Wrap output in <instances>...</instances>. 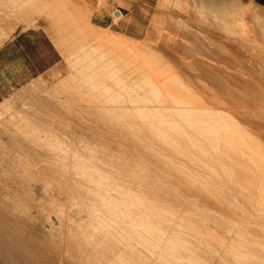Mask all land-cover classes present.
Returning a JSON list of instances; mask_svg holds the SVG:
<instances>
[{"label":"rangeland","instance_id":"1","mask_svg":"<svg viewBox=\"0 0 264 264\" xmlns=\"http://www.w3.org/2000/svg\"><path fill=\"white\" fill-rule=\"evenodd\" d=\"M22 1H23V4L20 3ZM25 1L24 0H17V2L14 3L15 0H9V1L0 0V9H1L0 10V17L3 16L2 18H0V48L1 49H3V48L9 49L10 48L12 56H13L12 60H15V59H17V58H14V56H16V53L23 55L24 50H26V48H29V46H28L29 44L32 45V43L40 42V43H42L41 52L46 53V55H47V64L46 65L42 64L39 71L33 72L32 77L27 82H23L18 87L16 86V87H13L12 89H8V88L3 89L2 85H5V83L0 82V264H238V263H240V256H241L243 264H246V262L247 261L249 262L250 260H252V262L251 261L249 263L247 262L248 264H250V263L252 264L253 262H254L253 264H255V263L257 264L258 263L257 259H252V258H256V256L259 259V262L264 263V262H262L264 260H262V261L260 260V259H264V255L261 254V253H264V246H261L262 244H264V238H262L264 236H261V235H264V234H261L262 231H264V223H262V222H264V218H262V217H264V216H262L264 214H262V213L260 214L258 212H257L258 213L257 214L255 209L254 210L251 209L254 206L253 205H252L253 207L250 206L251 205L250 201H249V203H247L248 201L245 202V200H248V198H247L249 195V194H247L248 191L246 190L247 191V193H246L245 191L240 190L243 187L242 188L238 187L240 191L237 189V186H235V188H234L233 187L234 182L231 181V178L227 177L228 179H226V175L223 174L224 171L221 169V165L218 162H216L215 160L209 161L208 166H211V169H209L210 167H208V166H207V168H208L207 169L206 165L202 166L204 164L203 161L198 162V158L201 155V149L198 150L197 149L198 147L193 146V144H191L193 141L192 138H189V140H188V135L189 134H196L195 131L185 130V132H182V131H180V129L170 130L168 133L171 134L173 136V138H177L179 141L178 146H172L169 144L170 143L169 139H166V138L161 139V137H159V136L156 137L155 134H153L152 130H150L152 126H159L157 123H155V121L156 120L158 121V119L164 120L166 123L165 126H167V127L170 125L176 126L178 124V126H184V129H186L187 126L185 124H183L184 122L182 123L183 118L188 119L189 117H192V116L193 117L195 116V118H197V116H199V115H200L199 118H201L202 115L204 117V113H206L205 114L206 116H209V115H207L208 114L207 110L206 111L204 110L202 114H195V115L192 114V116H190L191 113L187 114V115L184 114L185 116L184 115L182 116L180 114H177V115L172 114V116H171V115H168L166 113H163V115H161V118H160V115L157 114V117H155L156 120H154L155 118H152V117L156 116V113H155V115H154V113H149V114L148 113L147 114L140 113L139 114L140 116L139 115L136 116L133 113H130V114L129 113L128 114L123 113V115H122V111L118 108H115L116 109L115 111H112V110L109 111V113H106V112H108V110L106 108H104L107 105L110 106V104L111 105L114 104L113 106L117 105V103L119 104L120 101L122 100V99H120L121 97L124 98L125 103L129 104L128 103L129 98L127 95L128 93L132 94L134 92L135 93L138 92L137 94H141L142 92L140 93L139 91H144L146 93L145 95H148V94L151 95L153 90L150 88H152V86H151V84L149 85V82L146 80V76H143L142 73H146L147 76L151 77L152 79H158V76H159V78H166L165 81H167V78L169 80H175L176 81V79H177L176 76L179 77V75H180V77H182V76L183 77L186 76V78L189 77V78H187L188 80L185 79L186 81H189V82H185L184 80H182L185 78L184 77L181 79V82L178 80L176 82L177 84L176 83L174 84L173 81L172 82L170 81L171 83L167 81V83L168 84L170 83L171 85H172V83L174 85H178V88L180 89L179 91L180 92L184 91L186 93H189V90L191 87L188 86V90L186 91V88L184 87V85L186 83H189L192 85V88L190 91L194 92L195 94H199V92L203 91L202 93H200L202 95L199 94L200 95L199 97L197 95L198 99H200V97L202 98V96L204 97L206 95V92H208V93L210 92V96L208 99H210L211 96L214 98V95L217 93L216 92L217 89H215L211 86V84L209 83L210 80H207V79L202 80L205 77L202 74H200V71H199V69L202 66L203 67L205 66L204 69H207V67H208L207 70L212 69L216 76L220 75L219 77H221V76L223 77L226 73L225 71L234 72L237 70L236 74L233 73V74H235L234 77H236V78L239 77L238 74H241V73H242V75L247 74V75H245V78H244V76H242L243 80L245 82H243V80H241L242 77L238 78V82H240L239 79L241 80V82L243 84L247 83L246 81H248V83L245 84V87L247 89H248V87L251 89L252 85H253V88L255 89V91L259 90V88H260L259 93L262 94V92H264V81H262V80H264V75H262V73H264V72H262V69H264V66L261 67V65H264V58H262V56H264V55L261 56V53L264 54V46H262V45H264V43H262V42H264V41H262L264 39L261 40V38H264V36H262V35H264V0H234L235 6H233L234 10H232V11L231 10H225L224 11V10L213 9L211 7H208L204 0H175V2H174V0H42V1L40 0L41 3L39 2V0L37 3H36L37 0H34V1L33 0L32 1L27 0V2L29 1L31 4L29 2L27 4H25L26 3ZM46 1H47V3H46ZM81 1H82V3H81ZM228 1H230V0H228ZM33 2H35V4ZM42 2H45V3H42ZM7 3L11 4V5L8 7ZM18 4H20V5H18ZM24 4H25V7H24ZM6 5H7V7H6ZM2 6L5 8L3 9ZM14 6L22 7V8L17 9V7H16V11H15L13 9V8H15ZM23 8H24V10H23ZM99 8L102 9V12L106 15L103 14L104 15L103 17L99 18V16H97V18H95L93 16L94 12H96ZM10 11H11V14H10ZM13 11L15 13H13ZM115 11L117 13H114ZM21 12H22V14H21ZM8 13H9V15H8ZM18 14H20V15H18ZM113 14L114 15L116 14V15L114 16ZM232 14L237 15L236 18H234V21L232 20L233 18L231 17ZM174 17H175V19H174ZM196 20H197V22H196ZM200 21L203 24H201ZM4 22H6V23H4ZM110 23H112L111 27H108V24H110ZM190 30H191V32H190ZM163 31H166L168 34L166 32H164V37L162 38L161 33L163 34ZM183 31H185V32L183 33ZM172 32L176 35L175 37H173V34H170ZM177 32L180 33V35H177L178 34ZM219 32H221L222 34ZM186 33H188V34H186ZM193 34H195V35H193ZM192 35H193V37H192ZM259 35L261 38H259ZM177 36L179 39L177 38ZM194 36H195V38L196 37L197 38L195 39ZM172 38H173V40H172ZM189 38H192V39H189ZM198 38H199V40H197ZM166 39H168L173 44L174 48H173L172 54L174 53V51L177 55L180 54L179 51L177 50V47L174 46L175 44H176V46L179 45L178 49H180V50H181L180 47H182L181 45H183V47H182L183 51L181 50L182 52H184V48L186 47L185 51L188 49H189L188 51H191V49H192V51H194L195 53L194 54L192 53L191 56H188L187 58L186 57L184 58L181 55H180V57L177 55H174L175 56L174 59L173 58H171L172 60L170 58L167 59V60L170 59V61H168V64H167V60L165 58H164L165 60L163 58H161V55L162 56H163V54L165 55V53L162 54V50H164L165 48L167 49V46H165V45L166 44L169 45V43H170V42L166 43V41H168ZM187 40L188 41L193 40V43L195 42L194 45H193L192 41L191 42L189 41L190 42L189 43ZM205 41H207V42H205ZM174 42H176V43H174ZM183 42H185V44H183ZM232 42H233V44H232ZM186 43H189V44H186ZM157 44L159 46H162V47H159ZM172 44L169 45L170 47L169 46L168 47L171 48ZM196 44H198V45H196ZM220 44L222 46L218 47V46H220ZM9 45H11V46H9ZM26 45H27V47H26ZM150 45L154 46V49L156 46L158 48H160L159 51L161 50V52H160L161 55L157 52H153V51L158 50L157 47L155 50L148 48ZM185 45H187V46H185ZM193 46H195L194 47L195 49L193 48ZM206 46H208V47H206ZM142 47L143 48L147 47L148 49L145 48L143 50ZM187 47H189V48H187ZM162 48H164V49H162ZM203 48H205L204 49L205 51L203 50ZM171 49H170V51H171ZM220 49H222V50H220ZM198 50L200 51V53ZM250 50H252V51H250ZM176 51H178V52H176ZM207 51L209 53H207ZM255 51H256V53H255ZM143 52H144V54L145 53L147 54L148 58L146 57V55H143L141 57V54H143ZM148 52L149 53L153 52L155 55H157L156 56L157 61H155V59L153 58V57H155L153 55V53H151L153 55V57H152L151 54H149ZM201 52H203V53H201ZM196 53L197 54L199 53V54L197 55ZM205 53H207L206 54L207 56L205 55ZM220 53H223V54H220ZM33 54H35V52ZM33 54H31L32 57H33ZM158 54L160 55L159 58H157ZM208 55L210 56V58L208 57ZM144 56H145V58H144ZM214 56H216L217 58ZM228 56H229V58H228ZM172 57H173V55H172ZM201 57H202V59H201ZM250 57H252V58H250ZM146 58L148 59L149 62H151V64H148V61H146L147 60ZM160 58H161V62L158 61V59H160ZM179 58L182 59L181 62L184 63V64L182 63L181 65H179V67L180 66L182 67V71L184 72V74L181 72V70H179V69H181V67L178 68V66H176V65L181 63ZM208 58H209V60H208ZM224 58H225L226 62H228L229 64L231 63V66L228 68L230 70L231 69H233V70L230 71V70L226 69L227 66L225 65ZM176 59L180 63H178ZM203 59L205 60V62ZM229 59H231V60H229ZM215 60H216V62H215ZM246 60H247V62L245 63ZM18 61H20V59ZM197 61H199V62H197ZM206 61L208 64H206ZM219 61H220V63L224 62V64L222 63L224 65V67L219 63ZM249 61H250V63H248ZM169 62H171V63H169ZM202 62H204V64ZM257 62H259L258 64L260 66H257V64H256ZM161 63H162V65H161ZM217 63L220 64V66H222V68H220V66H218ZM251 63H253V64H251ZM145 64H148V65H145ZM196 64H198V65H196ZM208 65H210V68ZM253 65H255V66H253ZM162 66H165V67L168 66V67L165 68ZM212 66H213V68H212ZM232 66H234V67L239 66V67L233 68ZM251 66H252V68H255V69H252ZM147 67L149 68V70H147L148 69ZM174 67H176V68H174ZM164 68L165 69L168 68L170 70L169 72H167L168 70L167 71L165 70L166 75H164V73H163ZM214 68H217V69H214ZM260 68H262V69H260ZM120 69H124V70L122 71ZM222 69L223 70L225 69V71L223 72ZM175 70L177 72L182 73L183 75L178 74V73L176 74ZM212 70H211V72H212ZM255 70H257V72ZM171 71H172V73L173 72L175 73V74H173V76L174 75H176V76H174V77L170 76V75H172ZM215 71L216 72L218 71V73L220 72V74L216 73ZM221 71L223 72L224 75H222ZM240 71H241V73H238ZM127 72H129V73L131 72L130 75H132V73L138 74L139 78L135 82L130 81L128 83H124V81H122V79L124 78V75L127 74ZM195 73H197V74H195ZM161 74H162V76L163 75L164 76L162 77ZM226 74H228V72ZM257 74H259V77ZM231 75L232 74L230 73V75H229L230 78L228 75L226 78L224 77L223 82H224V79H227V78L229 80H231V82H232L235 78L233 79V76L231 77ZM194 77L195 78L199 77L201 79L200 81L197 80L195 82L197 84V86L200 84L197 89H200V88L203 89V87L206 88V85L209 83L208 88H206V90H208V91L204 92L205 91L204 89L201 91H196V90L193 91V89H195L194 86H196L195 83L193 82ZM253 78H254V80H253ZM116 79H117V82H116ZM220 79H222V78H220ZM228 79H227V82H229V84H230V81ZM260 79H262V80H260ZM118 80L121 83L118 82ZM140 80H142V83L144 81L146 88H145V86H144V88L141 87L142 84H139V82H141ZM235 80H234V82H235ZM249 80H250V82L252 81L251 85L249 84L250 83ZM162 81L163 80H161L163 87H166L165 85H167V83L164 84L165 81H163V82ZM204 81H206V83H207L206 85H205ZM178 82L181 83V87L179 86L180 83H178ZM182 82H185V83L183 84ZM117 83L120 85H118ZM161 83L159 81L158 85L162 86ZM201 83L204 84L203 87H201L203 85V84L201 85ZM242 83H240L241 84L240 88H242L241 90H240L239 86L238 87L235 86L236 84H234L235 89L233 87L232 90H230L231 89L230 87L232 84L228 85L227 83H225V85L229 86L228 87L229 91H231V92L233 91L232 94H234V90H237L238 92L236 91L237 93L234 94L236 96L238 95V93H239V96H241L242 94H245V96L242 95V97L244 98L242 101L245 100L244 103L247 104L248 101H246L245 98H248V96L246 97V95H249V96L251 95L249 98H252L253 97L252 95L256 96L257 92H255L253 88L251 89V91H254L256 94L249 91L250 89L249 90H246V89L243 90V88H245V87ZM12 84H14V83H12ZM12 84H11V86H12ZM135 84H136V86L134 88L133 85H135ZM189 84H186V85H189ZM213 84L214 83H212V85ZM115 85H118V87ZM125 85L126 86L129 85L128 88H125L124 87ZM171 85L170 86L168 85L167 87H169V88L171 87L173 89H174V87H176L174 85H173L174 87H172ZM237 85H238V83H237ZM246 85H250L251 87L250 86L247 87ZM122 86H123V89L127 90L130 88L131 90H129V92L127 90L128 93L126 92V90H123V89L121 91ZM209 86H211L213 88V90H211L210 89L211 87H209ZM255 86H257V87L260 86V87L257 88ZM136 87H138V88H136ZM236 87H237V89H236ZM139 88H140L139 91L135 90V89H139ZM178 88L176 87L175 90L177 89V91H178ZM238 88H239V90H238ZM214 89H215V93H213ZM132 90H134V92L131 93ZM245 90H246V92H245ZM149 91L151 94L149 93ZM179 91H178V93H179ZM241 91H242V94H241ZM114 92H116V93H114ZM144 92L142 94H144ZM147 92H148V94H147ZM196 92H198V93H196ZM107 93L109 95H105ZM186 93L185 94L180 93V94L186 95ZM203 93H205V94L203 95ZM208 93H207V97H208ZM211 93H213L214 95L213 94L211 95ZM247 93H249V94H247ZM116 94H118V95H116ZM125 94L127 95V97ZM222 94H226V93L223 92ZM110 95H111V97H110ZM188 95L191 96L192 95L191 92ZM188 95L185 96V97H187L186 100L189 102L190 99H192L191 100L192 105L194 103L193 99H194V101H197V103L201 101V100L199 101L198 99H195L196 95L194 96V94L191 97ZM218 95L219 96H216V99L221 101V102L215 101V98L214 99L212 98L213 100H211V99L210 100L213 102L215 101L218 105L220 103L222 106V103L224 102L226 96L223 98L224 95L223 96L220 94H218ZM193 96H194V98H192ZM259 96H256V98H257L256 100H258V98H259L260 101L259 100L258 101L261 103H264V101H262V100H264V96L261 95L262 98ZM108 97H110L109 101L112 98L110 101L111 103L108 102V100H106ZM218 97H220V98H218ZM114 99H115V101H114ZM202 100H203L202 103L200 102V103H198V105L199 104L201 106L204 105V107H205V104L207 102L204 100H206V99L203 98ZM210 100H208V104H206V107L210 106L211 111H209V113L213 112L214 116L216 115V117H219V118L222 117L221 115L218 116L219 113H224L225 108H227L229 106V105L225 106L226 102L227 103L231 102V101H228V99H227L226 102L223 103V106H222L223 108L221 107L222 109H220L219 108L220 106L217 105L216 108H219L220 109L219 110V109L213 108V107H215L216 104L211 103L212 105L214 104V106L209 104V102H211ZM229 100H232L231 103L234 102L233 101L234 99L229 98ZM247 100H249V99H247ZM239 101H241V100H239ZM252 101L253 100H251V102ZM203 102H204V104H203ZM259 102H258V104H259ZM197 103H194V104L196 105ZM238 103H242V102H238ZM244 103H242L243 105L241 104V106H240L241 108L244 107V105H245ZM254 103L252 102V104H254V106L256 108L258 107L257 109L256 108L255 109L260 112V113L258 112L257 115L264 112V111L261 112V110L259 109L260 105H261L260 108L264 105H262L260 103L257 106V103L256 102H254ZM80 104L83 107H81ZM252 104L249 105V107L251 106V108H252V106H253ZM102 105H104V106H102ZM195 105L192 106L193 107L192 108L188 104V106L190 108H192L191 110L196 109ZM74 106L76 107L77 111L75 110ZM254 106H253V108H254ZM78 108H80L82 111L80 109L79 110L81 112L78 111ZM245 108H247V110H248L247 106ZM251 108H249V109L252 112H249V113H252V114H249L248 112H246L248 114H246V113L245 114H246V117L248 115L252 119V116H254V114H253L254 111H255L254 118L256 117V110L253 108H252L253 110H251ZM206 109H209V107ZM213 109H214V111H213ZM228 109H226L227 112H228ZM262 109H264V108H262ZM86 110H88V112H90V113H88ZM215 110H219L220 112L215 111ZM241 110L244 111V109H241ZM94 111L96 112V114ZM229 111H230V109H229ZM227 112H225L222 115L224 117L225 116L227 117L228 114H230V113L227 114ZM150 114H152V115H150ZM245 114H244V117H245ZM87 115H88V117H86ZM99 115H101V116H99ZM103 115H104V117H103ZM250 115H252V116H250ZM76 116L80 117V118H77ZM95 116H96V118H95ZM116 116H118V117L120 116V117L118 118ZM149 116H151V117H149ZM230 116H231V114H230ZM233 116L234 115H232V117ZM261 116H264V114H261ZM101 117H102V119H101ZM147 117H148V119H147ZM180 117H181V119H180ZM237 117H239L238 114H237ZM192 118H190V119H192ZM258 118H260V117H258ZM262 118H264V117H261L258 120L259 121L258 122L256 120L257 119V117H256L255 121L258 122V124H260V123L264 122V120H262ZM75 119L76 120L78 119V120L76 121ZM80 119H82V120L80 121ZM84 119H87L90 121H87V120L84 121ZM142 119H144V120L142 121ZM234 120H236V119H234ZM260 120H261V122H260ZM72 121L76 122L77 124L75 125V123H73ZM83 122H85V124H83ZM87 123H88V125H90V124L92 125L93 123H95L96 126L100 127V131H97L96 134H92V132H91V134H89L90 133L89 131H87L88 132L87 133L86 131H84L82 129L83 130L82 133L85 134V132H86V134H85L86 136L84 137L83 134H82L83 136L81 134H77L81 130H78V128H76V126L78 124L80 126H82V125L84 126V125H87ZM95 124H93V125H95ZM110 124H113L114 127L116 126L117 129H121L123 132L122 131H119V132L114 131V129H112L113 125H111V127L108 126ZM74 126H75V129H74V131H72ZM119 126H120V128H119ZM136 126H138V128ZM160 126H162V125H160ZM105 127H107L108 130H107V128L105 129ZM76 129L78 130V132L76 131ZM66 130H67V132H66ZM146 130H148V131H146ZM262 131H264V130H262ZM49 132H51V133L49 134ZM99 132H100V135L97 136ZM55 133L57 136L55 135ZM67 134H68V136H67ZM71 135H72V137H71ZM89 135L91 137H89ZM242 135L243 134H241L240 138L243 140L246 139V142L249 141L248 143H251V145L256 144V143H257L256 145H258L260 143V141L258 143L257 140H254L256 138H253L249 135L248 136L247 135L242 136ZM80 136L82 138L84 137V140H81L82 142H80V141L77 142L78 140L81 139ZM73 137H75L76 139H74ZM78 137H80V138H78ZM102 137H104V138H102ZM249 137H251L250 139L252 141L249 139ZM52 138H54V139H52ZM66 138H67V140H66ZM86 138H88V139L92 138V139L88 140L89 142H87V141H85ZM93 138L96 141L99 140L98 142L101 144L97 146L96 145L97 142H95L93 140ZM108 138L110 139L109 141H108ZM64 140L66 142H64ZM100 140H102V142ZM105 140H107L108 142L107 141L105 142ZM135 140H137V141H135ZM253 140H254V143H252ZM259 140H262V137ZM84 141L86 142V144L90 143V142H91L90 144H92L95 142L94 146L97 147L98 150H97V148H94L93 145H91V146H93L92 147L93 149L91 148L90 150H88L87 148H89L91 146L89 144V146L87 147L88 144L87 145L84 144ZM189 141H190V143H189ZM262 141H264V140H262ZM134 142H136V144ZM77 143L78 144L81 143L80 147L82 149L80 148V150H83V148L85 149V147H86V149H87L86 151L88 152V154L92 153V155L94 157L96 156V154L99 155V153H100L101 156L99 155V157L102 158L103 161L98 156H97L98 158H95V159L93 158L92 155L91 156L88 155L89 157L83 156V154H85V152H86L85 150H83L82 152L79 150L81 153H79V151H78V153H74L79 148V146L77 148ZM82 143L85 146H83ZM262 143H264V142H262ZM262 143H260L261 146L260 145L257 146L258 147V148H256L257 151L253 147H250L251 150L253 151V152H251L252 155L253 154L256 155V157L253 155L255 157L254 159L257 158L256 160L264 159V156H262V155H264V153H262V152H264V146H262ZM112 144H114V145H112ZM152 145H154V146H152ZM191 145L193 148L191 147ZM66 146H67V148H66ZM102 146H104V147H102ZM111 146H112V148H111ZM116 146L119 148H117ZM68 147H69V149H68ZM141 147H143V148H141ZM145 147L146 148L149 147V148L146 149ZM204 147L207 148L205 144H204ZM73 148H75V150L76 149L77 150L75 151ZM122 148L127 150V152L124 151ZM71 149H73L74 152ZM61 150H63L64 152ZM102 150L104 153L107 152V156H106V154H104L102 152ZM260 150H262V152ZM53 151H55V152H53ZM59 151L62 154L59 153ZM93 152H99V153L94 154ZM255 152H257V154ZM130 153H131V155H130ZM135 153L139 154V155L137 156ZM258 153H260V154H258ZM75 154H81V156L75 155ZM175 154H178V155H175ZM215 154L216 153L214 152L212 155L215 157L216 156ZM86 155H87V153H86ZM108 155H111V157H115V159L110 158V156H108ZM184 155L188 158V160ZM219 155L221 156L222 154L219 152ZM258 155H259V158L257 157ZM65 156L68 158V160ZM82 156L84 157V159ZM131 156H132V158H131ZM163 156H165V157H163ZM62 157L64 159H62ZM137 157L140 159H138ZM170 157H172V158H170ZM214 157H211V158H214ZM72 158H74L75 160L74 159L71 160ZM165 158H166V160H165ZM60 159L62 160V162L64 160V162L62 163ZM90 159H91V162H90ZM93 159H94V161H93ZM97 159H99V160H97ZM156 159H158V161ZM104 160H106V161H104ZM145 160H146V162H145ZM159 160H161V161H159ZM162 160H165V161H163L165 164L161 163ZM148 161L151 164L150 163L147 164ZM214 161L216 162L215 165L213 163ZM72 162L74 164H72ZM80 162H81V166L83 165V162H84L85 166L84 165L82 166V167H84V169L81 167H78V166L75 167L77 164L80 165ZM93 162L94 163L96 162L97 165H96V163L94 165ZM105 162H107L108 166L107 165L105 166V164H106ZM103 163H104V165H103ZM166 163H169L170 165L167 164V166H166ZM176 163H178L180 166H177L178 164H176ZM98 164H99V166H98ZM110 164H111V167L113 165L112 168L115 167L116 169L115 168L112 169L110 167ZM218 164L220 165V167L218 166ZM262 165H264V164H262ZM66 166H67V169H66ZM126 166H128V167H126ZM142 166H143V168H142ZM168 166L172 167V168L174 167L176 169L178 168V169L176 170L173 168L170 170L168 168ZM254 166H256V167L258 166V168H260L261 164L256 162V164ZM101 167H104V168H101ZM107 167L109 168L110 174H109V172H106L108 170H105V169H108ZM133 167H135V168H133ZM73 168H74V172L77 171V174L80 175L82 178L80 176H76L77 174L72 171ZM128 168H130V169H128ZM140 168H142V169H140ZM184 168H185V170H184ZM198 168H200V169H198ZM204 168H206V170ZM135 169H137V170L140 169L139 170L140 173L137 172ZM144 169L147 172H145ZM117 170L123 172V174ZM172 170H174V171H172ZM175 170L178 172L180 171L181 178H183V179L186 178L184 180H186L187 183L184 182V180H182L181 178L177 179V177L175 178L174 176H172V173L173 174L178 173V172H175ZM209 170L211 171V173ZM78 171H80V172H78ZM91 171H93V173ZM112 171H113V173H114V171H117V173L113 174ZM131 171H133V172H131ZM213 171L214 172L216 171V175L214 174ZM221 171L223 173H221ZM99 173L101 175L102 174L103 175L101 176ZM111 173H112V175H111ZM118 173L120 176L117 175ZM72 174H75V177L77 180L79 177V179L81 178L82 181L79 180V182H78L76 179H74V176ZM105 174L108 177V179L105 176ZM193 174H194L195 178H194ZM222 174L225 176H223ZM113 175H115L117 177H115ZM83 176H84V179H83ZM103 176H105L106 179ZM151 176H153V177H151ZM217 176H219V177L217 178ZM119 177L120 178L122 177V178L120 179ZM173 177H174V179H173ZM189 177L192 178L193 180L189 179ZM115 178H117V179H115ZM123 178L125 181L122 180ZM199 178H200V180H199ZM113 179H115V180H113ZM148 179H149V181L151 180L150 182L152 183V184L149 183V186L147 183V182H149ZM154 179L157 180L158 184ZM74 180L76 181V183H80V181H81V184H84V186H85V188H87V190L81 184H80V187L79 186L76 187L75 185H79V184H76ZM84 180H87L88 183H87V181H84ZM101 180H104V181H101ZM117 180H119L121 182H119V181L117 182ZM129 180H130V182H128V184L131 187H128V184H127V181H129ZM181 180L184 184L185 183L186 184L185 185L181 184L182 183ZM202 180H205V181H202ZM122 181L124 182V184L122 183ZM152 181L153 182L155 181V182L153 183ZM210 181H211V183L212 182L213 183L215 182L218 184L220 183L221 185L220 184L219 185L224 190L229 192V195H228L229 197L228 196L225 197V199L227 198V201H228L227 203H226V201L224 202L225 204L223 203L224 196H221L218 193L213 194V195H215L213 197H212V195L208 196V197H210V196L212 197V198L211 197L208 198L209 200H211V199H212V201L215 200L213 202L209 201V202L213 203L212 205L207 204V202L204 203V200H202L201 197H199L198 194L202 193L201 190H199V189L203 188V187H201L202 186L201 182L204 184L206 182L210 183ZM227 181H229L231 183H229ZM165 182H166V184H165ZM188 182L191 184L189 186L190 189L188 186L186 187V185H189ZM125 183H126L127 187L125 186ZM139 183L141 184L142 187L139 185ZM145 183H147V184H145ZM155 183L159 186V188H158V186L156 187ZM150 184L153 186H150ZM163 184L165 186H163ZM89 185H90V187L94 185L92 187L93 189H95L97 187L96 185H98V186L100 185L101 188L104 186V188L101 189L99 192L97 190L100 186L97 187V189H96V192L98 193V195H97V193H95V190H94L95 194L91 193V191L93 192V190H91L90 187H87ZM105 185L107 188L105 187ZM195 185H197V186H195ZM143 186H145V187H143ZM161 186L164 187L163 190H162ZM78 187L80 189H82V188L85 189L87 192L90 189L89 193L88 194L85 193V194L89 195L91 193L89 195L91 198L85 195L86 198L88 199L87 200L85 198L86 199L85 200L84 194H81L83 192L80 191V189ZM115 187H117V188H115ZM120 187H121V189H120ZM74 188H76V189H74ZM170 188L172 189V191H170L171 190ZM184 188L187 190H185ZM168 189H170V190H168ZM176 189H178V191ZM255 189L259 190V188H255ZM114 190H116L117 193L114 192ZM122 190H123V192H122ZM125 190L127 192H129L130 190L131 191L129 193H127ZM157 190L159 192H161L163 195H161V193H158ZM233 190L239 192L240 196L238 193L234 192ZM76 191H78V193L79 192H81V193L78 194ZM175 191L176 192L181 191L183 196L186 194L185 198H183L182 195L180 196L179 193H177L178 194L177 195L175 193ZM185 191H187V192L185 193ZM193 191H197L198 194L195 195L194 193H196V192L193 193ZM110 192H112V193H110ZM121 192H122V195H121ZM173 192L176 194V196H175V194H173ZM188 193H189V195H188ZM245 193L247 195H245ZM99 194L101 195V197ZM134 194L137 196V197L135 196L137 200L135 199ZM139 195H141L140 198H139ZM190 195H192V196L189 198ZM194 195L196 196V198ZM236 195H238V197ZM92 196L95 197V199L92 200V198H93ZM119 196L122 197L120 200H119ZM157 196L160 198V200H158ZM241 196H243L244 198L246 197L247 199L246 198L244 199ZM96 197H98V199L100 200V203L97 202L99 200L98 199L96 200ZM108 197H111L110 198L111 201L114 200V202L106 201V199L109 200ZM180 197H182V198H180ZM197 197H199V199ZM148 198H149V203L147 201ZM191 198H192V200L190 203V201L187 199H191ZM218 198L221 199V200L219 199L221 203L219 202ZM250 198H252L251 202L252 201L254 202V203L252 202V204H255L256 198L255 199L253 197H250ZM126 199H128V201H126ZM167 199L168 200L170 199V201H168ZM200 199L203 202H201ZM230 199H232V200L234 199V201H231ZM90 200L95 201V202H92ZM154 200L158 201L159 203L155 202ZM88 201H90V202H88ZM132 201H134V203H132ZM82 202H83V204H82ZM91 202L93 205L90 204ZM105 202H107L108 205ZM135 202H137V204ZM144 202H146V203H144ZM178 202L180 204H176ZM193 202H196L197 204L199 203V205H197L196 203H193ZM218 202L220 203V205L217 204ZM232 202H234L233 203L234 205L232 204ZM87 203H88V205H90L89 207L92 206L93 209L89 208V207H85L87 205ZM94 203H96L97 205ZM111 203L112 204L114 203V204L112 205ZM139 203H141V204H139ZM147 203L149 206H147ZM200 203L201 204L203 203L202 206ZM190 204L191 205L192 204L197 205V210H198V206H199V210H205L208 212L204 213L205 211L204 212L200 211V213H199V210L196 211L195 209H194L195 210L194 211L193 208L195 207V205L191 206ZM214 204H217L218 207L216 205L214 206ZM247 204L251 208L248 207ZM94 205H96V206H94ZM152 205H153V209H151L152 207L150 208V206H152ZM207 205H209L208 207L213 206L215 209L222 207V209L220 208V210L223 213L228 212V209H229L228 207H230V209H229L230 211L234 208V210H237L240 213L241 212H244V213L237 215L240 217L239 218L236 216V214H238L237 211L235 212L233 210L232 212L236 213L235 214L236 217H234L232 212H228L229 214L228 213L227 214L229 215V218H228V215H226L227 216V219H226V216H225L226 213L222 214V212L219 211V209H216L222 215H224L226 221L228 219H232V218L234 220L236 218L238 221L237 222L235 220L236 221V223H235V222H233L234 220H230L227 222L225 220H223L224 222H222L221 220L220 221L216 220V218L214 217L215 214L217 213V211H215L214 208L210 207V208L203 209L204 207H207ZM222 205H224V206H222ZM225 205H228V206L225 207ZM229 205H231V206H229ZM97 206H99V209L101 211L98 209ZM103 206H105L104 209L107 206H108L107 209L109 208V206L113 207V209L109 208V210L106 212H109L110 209L115 210V211H111V213L110 212L107 213L106 214L107 216H105L103 214L105 217H107V219L109 221L112 220L110 223L108 220H106V218L104 216L101 215L102 213H105V210H104V212H102ZM201 207H203V208H201ZM224 207H225V209H223ZM94 208H95L96 212H93ZM116 208H118V209H116ZM211 208L216 213H214V211L212 212ZM237 208H239V209H237ZM91 209L93 210L92 212H91ZM156 209H158L159 212ZM242 209H243V211H242ZM119 210H120V212H119ZM164 210H165V212H163ZM210 210H211V212L209 213ZM251 210H253V211H251ZM98 211H100V212H98ZM170 212H172V213H170ZM173 212H174V214H173ZM219 212L216 215V217L219 219L223 218L222 215H219ZM208 213L211 214L214 218H211L212 216H210ZM230 213H232L231 215H233V216H231L232 218L230 217ZM115 214H116V216L119 215L121 217L117 216V218H116L113 216ZM199 214H200V217H199ZM245 214H246V216H248L247 218H249V217L251 218V219L249 218L250 222L248 219H247L248 221L246 220V217H244ZM93 215H95V216H93ZM108 216L111 218L113 217L114 219H117L118 223H115L117 221L109 218ZM241 216L244 217L245 219L244 218L242 219ZM97 217L99 218V220H97L98 219ZM118 217H119V219H118ZM124 217H127V218H124ZM129 217L131 219L133 218V220L131 221V219ZM179 217L180 218L182 217L181 223H180ZM95 218H97V219H95ZM203 218L205 219V221ZM187 219H190V220H187ZM206 219H208V220L206 221ZM210 219H211V221H210ZM121 220L122 221L124 220L123 222H125V223L123 224V222H122V224H121L120 223ZM240 220L241 221L243 220L244 222L241 223ZM98 221H99V223H98ZM101 221H103V222L105 221L106 223L105 222L101 223ZM217 221H219V222H217ZM259 221H262V222L259 223ZM228 222H229V224H228ZM245 222H246V224H245ZM248 222L251 224H249ZM126 223H129V224H126ZM186 223L189 225V227L185 226V225H187ZM198 223L200 225L199 227H197ZM223 223H225V224H223ZM113 224H115V225H113ZM119 224L126 225V226H121ZM214 224H216V226ZM232 224H234V225H232ZM105 225H106V227H105ZM191 225L194 227V229H193V227L191 228ZM229 225H230V227L231 226L232 227L234 226V227L229 228ZM253 225H255V228ZM135 226H137L139 229H136L137 227H135ZM151 226L153 229L157 228L159 230V232H155L158 230H153L151 228ZM178 226H179V228H178ZM243 226L244 227L246 226L247 228L249 227V229H251V232H249V229H247V228L245 230V228ZM257 226L259 228H257ZM117 227L120 229H118ZM126 227L127 228L129 227V229H130V227H132L134 230L133 229L129 230ZM148 227H150V228H148ZM235 227H237V228H235ZM241 227H243V228L241 229ZM200 229H202V230L198 231ZM258 229L259 230L262 229V230H260L261 232H258V233H260L259 236L255 234L256 231H258ZM119 230H120V232H119ZM142 230L144 232H145V230H147L145 232L144 236H143L144 233H142V232L140 233V231H142ZM152 230H153V232H152ZM208 230L211 232H209ZM224 230H225V232H224ZM241 230H243V231H241ZM244 230L246 231V233ZM137 231H138L139 236L137 235ZM148 231H150L152 233H149ZM121 232L124 234H122ZM208 232H209V234H208ZM234 232L236 234L235 236L233 235ZM241 232H242V234H244V236L241 234ZM171 233H172V235L174 234V238L171 235ZM206 234H208L209 237ZM149 235L152 237V239H154V240L159 239L161 241L155 240L156 241L155 242L152 239H149V237H148ZM214 235H215V238H216V236H218V238L213 239ZM245 235L246 236L251 235L252 237L249 236L251 239L249 237H247L249 239V240H247ZM253 235H255V236H253ZM140 236L144 237L146 242L142 238H140ZM175 236H177V237L175 238ZM238 236L240 239L238 238ZM256 237L257 238L260 237L261 240L255 239V241L257 240V242H254L253 240ZM209 238H211V239H209ZM242 238H245L246 242L243 239L244 240V243H243L242 242L243 240H241ZM163 239L165 241V244L163 242ZM169 240H170V242H169ZM150 241H151V243H147ZM180 241L182 242V245H181ZM194 241H196V242H194ZM214 241H216V242H214ZM220 241H221V243H220ZM167 242H168V244H167ZM250 242H251V244H250ZM152 243H153V245L154 244H156V245L153 246V245H151ZM183 243H185V244H183ZM216 243H218V244H216ZM228 243L230 245H227V247H225L226 244H228ZM247 243H249V244H247ZM186 244H188V245H186ZM166 245H168L169 248ZM161 246H162V248H161ZM228 246H231V247L229 248ZM252 246L257 248V251ZM224 247L226 248V250ZM240 247H242L243 249ZM227 248H229L230 250H228ZM238 248H240L242 250H240ZM244 248H246L245 252H244ZM121 249H122V252H121ZM163 249L165 252L163 251ZM235 249L240 250V252H238L237 250L235 251ZM232 250H233V252L231 255ZM259 251H260V253H259ZM160 252H162V253H160ZM167 252L169 253V255L167 254ZM176 252H178V253H176ZM170 253H172L174 256H171L172 254H170ZM233 253H235V254H233ZM157 254L159 255V257H163V256L164 257L158 260ZM164 254H167V255H164ZM236 254H238L239 257H237ZM176 256H178V257H176ZM250 256L251 257L253 256V257L251 258ZM244 257L246 260L243 259ZM177 258H178V260H177ZM237 258H239V260ZM180 259H183V260H180ZM172 261H173V263H172ZM234 261L236 263H234Z\"/></svg>","mask_w":264,"mask_h":264},{"label":"bare ground","instance_id":"2","mask_svg":"<svg viewBox=\"0 0 264 264\" xmlns=\"http://www.w3.org/2000/svg\"><path fill=\"white\" fill-rule=\"evenodd\" d=\"M7 1H9V0H7ZM24 1H25V0H24ZM29 1H30V0H29ZM29 1H28V2H29ZM31 1H32V0H31ZM33 1H34V0H33ZM41 1H42V0H41ZM204 1H205V3L207 4L208 7H211V8L216 9V10H224V11H225V10H231V11H232V10H234V7H233V6H235V2H234V0H230V1H228V0H204ZM12 2H13V1H12ZM16 2H17V0H15L14 3H16ZM25 2H26V3H25ZM25 2H24L25 4L28 3L27 0H26ZM37 2H38V0L36 1V3H37ZM39 2H40V0H39ZM48 2H49V1H48ZM174 2H175V0H174ZM193 2H194V1H193ZM20 3L23 4V1L20 2ZM29 3H30V2H29ZM33 3L35 4V2H33ZM40 3H41V2H40ZM42 3H45V2H42ZM46 3H47V1H46ZM76 3H77V2H76ZM79 3H80V2H79ZM81 3H82V1H81ZM170 3H171V2H170ZM7 4H8V3H7ZM25 4H24V7H25ZM30 4H31V3H30ZM3 5H4V4H3ZM10 5H11V4H8V7H9ZM13 5H14V4H13ZM16 5H17V4H16ZM18 5H20V4H18ZM77 5H78V4H77ZM79 5H80V4H79ZM30 6H31V5H30ZM177 6H178V5H177ZM2 7H3V6H2ZM6 7H7V5H6ZM14 7H15V8H13V9L16 11V7H17V6H14ZM31 7H32V6H31ZM40 7H41V6H40ZM4 8H5V7H3V9H4ZM19 8L21 9L22 7H17V9H19ZM52 8H53V7H52ZM78 8H79V7H78ZM30 9H31V8H30ZM42 9H43V8H42ZM0 10H1V9H0ZM23 10H24V8H23ZM25 11H26V10H25ZM190 12H191V11H190ZM13 13H15V12L13 11ZM17 13H18V12H17ZM49 13H50V12H49ZM114 13H117V12L115 11ZM10 14H11V11H10ZM21 14H22V12H21ZM8 15H9V13H8ZM15 15H16V14H15ZM18 15H20V14H18ZM46 15H47V14H46ZM113 15H114V14H113ZM115 15H116V14H115ZM115 15H114V16H115ZM117 16H118V15H117ZM236 16H237L236 14H232V15H231V17L233 18V19H232L233 21H234V18H236ZM2 17H3V16H2ZM2 17H0V18H2ZM207 17H208V16H207ZM245 17H246V16H245ZM250 18H251V17H250ZM3 19H4V18H3ZM174 19H175V17H174ZM195 19H196V18H195ZM254 19H255V18H254ZM193 20H194V19H193ZM197 20H198V19H197ZM197 20H196V22H197ZM179 21H180V20H179ZM175 22H176V21H175ZM200 22H201V21H200ZM200 22H199V23H200ZM4 23H6V22H4ZM215 23H216V22H215ZM201 24H203V23L201 22ZM210 26H211V25H210ZM212 29H213V28H212ZM164 30H165V29H164ZM184 30H185V29H184ZM166 31H167V30H166ZM166 31H163V34L161 33L162 38L164 37V32H166ZM174 31H175V30H174ZM174 31H173V32H174ZM169 32H170V31H169ZM173 32L170 33V34H173V37H175V36H176V35H175L176 33L174 32V33H175V34H174ZM184 32H185V31H183V33H184ZM187 32H188V31H187ZM190 32H191V30H190ZM190 32H189V33H190ZM216 32H217V31H216ZM166 33H167V32H166ZM177 33H178V32H177ZM193 33H194V32H193ZM213 33H214V32H213ZM219 33H221V32H219ZM258 33H259V32H258ZM167 34H168V33H167ZM186 34H188V33H186ZM186 34H185V35H186ZM190 34H191V33H190ZM221 34H222V33H221ZM177 35H180V33H178ZM181 35H182V34H181ZM193 35H195V34H193ZM193 35H192V37H193ZM215 35H216V34H215ZM225 35H226V34H225ZM248 35H249V34H248ZM165 36H166V35H165ZM167 36H168V35H167ZM198 36H199V35H198ZM252 36H253V35H252ZM262 36H264V35H262ZM168 37H169V36H168ZM180 37H181V36H180ZM182 37H183V36H182ZM185 37H186V36H185ZM256 37H257V36H256ZM169 38H170V37H169ZM169 38H168V39H169ZM177 38H178V36H177ZM183 38H184V37H183ZM194 38H195V36H194ZM196 38H197V37H196ZM196 38H195V39H196ZM225 38H226V37H225ZM227 38H228V37H227ZM232 38H233V37H232ZM254 38H255V37H254ZM259 38H261L260 35H259ZM164 39H165V38H164ZM164 39H163V40H164ZM168 39H166V40H168ZM175 39H176V38H175ZM178 39H179V38H178ZM178 39H177V40H178ZM180 39H181V38H180ZM184 39H185V38H184ZM187 39H188V38H187ZM189 39H192V38H189ZM204 39H205V38H204ZM222 39H223V38H222ZM229 39H230V38H229ZM262 39H264V38H261V40H262ZM169 40H170V39H169ZM169 40L166 41V43H167V42H170ZM172 40H173V38H172ZM177 40H176V41H177ZM197 40H199V38H198ZM223 40H224V39H223ZM223 40H222V41H223ZM256 40H257V39H256ZM164 41H165V40H164ZM180 41H181V40H180ZM187 41H188V40H187ZM189 41H190V40H189ZM189 41H188V42H189ZM191 41H192V43H193V40H191ZM191 41H190V42H191ZM254 41H255V40H254ZM262 41H264V40H262ZM190 42H189V43H190ZM201 42H202V41H201ZM203 42H204V41H203ZM205 42H207V41H205ZM209 42H210V41H209ZM166 43H165V44H166ZM174 43H176V42H174ZM189 43H186V44H189ZM192 43H191V44H192ZM194 43H195V42H194ZM194 43H193V45H194ZM196 43H197V42H196ZM262 43H264V42H262ZM165 44H164V45H165ZM171 44H172V43L170 42L169 45H171ZM177 44H178V43H177ZM181 44H182V43H181ZM183 44H185V42H183ZM200 44H201V43H200ZM203 44H204V43H203ZM232 44H233V42H232ZM157 45H158V44H157ZM169 45H168V44L165 45V46H167V49H166L165 47H164L165 49L162 48V49H164V50H162V54L165 53V55L163 54V56L160 54L161 50L159 51L160 48H158L157 46H156V47H157L158 50L153 51V52H157V53H159V54L161 55V58H163V59H164V58H165L166 60H167L168 58H170V59L173 58V59H174V58H175L174 55H177V54L175 53V51H174L175 54H174V53L172 54V51H173V48H174V47H173V44H172V47H171L172 49H171V48H169V47H170ZM196 45H198V44H196ZM150 46H151V47H150ZM150 46H149L148 48L153 49V50L156 49V47H155V49H154V46H152V45H150ZM158 46H159V45H158ZM168 46H169V47H168ZM174 46L177 47V50H178L179 53H180V54L178 53L179 55H177V56H179V57H180V55H181V56H183L184 58H185V57L187 58L188 56H191L192 53H193V54L195 53L194 51H192V49H191V51H188L189 49L185 51L186 47L184 48V52H182V51H183V49H182L183 45H181L182 47H180L182 51H181L180 49H178V46H179V45L176 46V44H175ZM185 46H187V45H185ZM201 46H202V45H201ZM204 46H205V45H204ZM221 46H222V45L220 44V46H218V47H221ZM242 46H243V45H242ZM262 46H264V45H262ZM152 47H153V48H152ZM159 47H162V46H159ZM194 47H195V46H193V48H194ZM206 47H208V46H206ZM253 47H254V46H253ZM142 48H143V47H142ZM145 48H147V47H145ZM145 48H143V50H144ZM148 48H147V49H148ZM168 48H169V49H168ZM187 48H189V47H187ZM223 48H224V47H223ZM223 48H222V49H223ZM139 49H140V48H139ZM170 49H171V51H170ZM175 49H176V48H175ZM194 49H195V48H194ZM204 49H205V48H203V50H204ZM222 49H220V50H222ZM250 49H251V48H250ZM261 49H262V48H261ZM166 50H167V51H166ZM214 50H215V49H214ZM223 50H224V49H223ZM140 51H141V50H140ZM163 51H164V52H163ZM165 51H166V52H165ZM178 51H176V52H178ZM180 51H181V52H180ZM198 51H199V50H198ZM204 51H205V50H204ZM212 51H213V50H212ZM216 51H217V50H216ZM246 51H247V50H246ZM250 51H252V50H250ZM141 52H142V51H141ZM141 52H140V53H141ZM145 52H146V51H145ZM153 52H151V53H153ZM167 52H168V53H167ZM170 52H171V53H170ZM214 52H215V51H214ZM241 52H242V51H241ZM148 53H149V52H148ZM151 53H149V54H151ZM199 53H200V51H199ZM199 53H198V54H199ZM201 53H203V52H201ZM207 53H209V52L207 51ZM207 53H205V55H206ZM226 53H227V52H226ZM239 53H240V52H239ZM255 53H256V51H255ZM149 54H148V55H149ZM159 54H158V57H157V58L160 57ZM171 54L173 55V57H172ZM196 54H197V53H196ZM198 54H197V55H198ZM216 54H217V53H216ZM220 54H223V53H220ZM227 54H228V53H227ZM236 54H237V53H236ZM143 55H146V57H147V54H146V53L144 54V52H143V54H141V57H142ZM153 55H154L155 57H153ZM153 55L151 54V56L155 59V61H157V59H156V56H157V55H155L154 53H153ZM197 55H196V56H197ZM201 55H202V54H201ZM210 55H211V54H210ZM212 55H213V54H212ZM225 55H226V54H225ZM241 55H242V54H241ZM251 55H252V54H251ZM251 55H250V56H251ZM262 55H264V54L261 53V56H262ZM149 56H150V55H149ZM199 56H200V55H199ZM206 56H207V55H206ZM206 56H205V57H206ZM226 56H227V55H226ZM232 56H233V55H232ZM247 56H248V55H247ZM259 56H260V55H259ZM261 56H260V57H261ZM192 57H193V56H192ZM192 57H191V58H192ZM208 57L210 58L209 55H208ZM214 57H216V56H214ZM222 57H223V56H222ZM242 57H243V56H242ZM252 57H253V56H252ZM252 57H250V58H252ZM144 58H145V56H144ZM147 58H148V57H147ZM147 58H146V59H147ZM153 58H152V59H153ZM161 58L158 59V61L161 62ZM176 58H177V57H176ZM181 58H182V57H181ZM191 58H190V59H191ZM195 58H196V57H195ZM195 58H194V59H195ZM206 58H207V57H206ZM206 58H205V59H206ZM209 58H208V60H209ZM216 58H217V57H216ZM228 58H229V56H228ZM262 58H264V56H262ZM262 58H261V59H262ZM165 59H164V60H165ZM170 59L167 60V64H168V61H170ZM179 59H180V58H179ZM201 59H202V57H201ZM214 59H215V58H214ZM214 59H213V60H214ZM221 59H222V58H221ZM221 59H220V60H221ZM149 60H150V59H149ZM164 60H163V61H164ZM171 60H172V59H171ZM176 60H177V59H176ZM181 60H182V59H180V62H181ZM191 60H192V59H191ZM203 60H204V59H203ZM229 60H231V59H229ZM247 60H248V59H247ZM247 60L245 61V63L247 62ZM258 60H259V59H258ZM146 61H148V59H147ZM146 61H145V62H146ZM150 61H151V60H150ZM173 61H174V60H173ZM211 61H212V60H211ZM224 61H225V58H224ZM234 61H235V60H234ZM164 62H165V61H164ZM164 62H163V63H164ZM177 62L180 63L178 60H177ZM190 62H191V61H190ZM197 62H199V61H197ZM204 62H205V60H204ZM204 62H202V63L204 64ZM213 62H214V61H213ZM215 62H216V60H215ZM221 62H222V61H221ZM242 62H243V61H242ZM253 62H254V61H253ZM146 63H147V62H146ZM169 63H171V62H169ZM173 63H174V62H173ZM178 63H177V64H178ZM182 63H183V62H181L180 64H178V65H176V66H178V68H180L181 66L179 67V65H181ZM209 63H210V62H209ZM219 63H220V61H219ZM222 63L224 64V62H222ZM222 63H220V64L224 67V65H223ZM226 63H227L228 65H227ZM248 63H250V61H249ZM258 63H259V62L256 63L257 66H260ZM148 64H151V62L148 61ZM148 64H145V65H148ZM183 64H184V63H183ZM188 64H189V63H188ZM188 64H187V65H188ZM206 64H208L207 61H206ZM210 64H211V63H210ZM220 64L217 63L218 66H220ZM232 64H233V63H232ZM251 64H253V63H251ZM124 65H125V64H124ZM157 65H158V64H157ZM161 65H162V63H161ZM170 65H171V64H170ZM192 65H193V64H192ZM196 65H198V64H196ZM199 65H200V64H199ZM213 65H214V64H213ZM225 65L227 66L226 69H227V70H230L228 67L231 66V63L229 64L228 62L225 61ZM233 65H234V64H233ZM173 66H174V65H173ZM183 66H184V65H183ZM189 66H190V65H189ZM208 66H209V68H210V65H208ZM222 66H220V68H222ZM226 66H225V67H226ZM253 66H255V65H253ZM257 66H256V67H257ZM262 66H264V65H261V67H262ZM149 67H150V66H149ZM162 67H165V66H162ZM162 67H161V68H162ZM166 67H168V66H166ZM166 67H165V68H166ZM185 67H186V66H185ZM187 67H188V66H187ZM204 67H205V66H204ZM204 67L202 66V67L199 69L200 74H202L203 76H205L202 80H204V79L210 80L209 83L211 84V86H212L213 88L217 89V90L220 92V93H219V92L216 90V92H217L216 94H217V95H216V94L214 95V94H213V93H215V89H214V92L211 93V95H212V94L214 95L215 101H217V102H221V101H219V100L216 99V96H219L218 94H220V95H222V96L224 95L223 98L226 96L225 100L223 99L224 102H226L227 99H228V101H231V102H232V100H229V98L234 99V100H233V101H234L233 103H231V102L229 103V102H228V103H229V104H228V103L226 102L225 106H228V105H229V106H228L227 108H225V111L223 110L224 113H225V112H227L226 109L229 108L230 111H229V109H228L227 114L230 113L231 116H230V114H228L227 117H226V116L224 117V116L222 115V114H224V113H219V115H218V114H217V115H218V116H220V115L222 116V117L219 118V117H216V115L214 116V113H213V112H210V113H209V111H211V107H210V106H207V107H206V104H208V100H210V99L213 100L214 98L211 96L210 99H208L209 96H210V92H209V93L206 92V91H208V90H206V88H208V85H209V83L207 84L206 81H204L205 85L207 84V85H206V88L203 87L204 84L201 83V85L203 84L201 87H203V89L205 90L204 92H206V95H205L204 97L202 96V98L200 97V99L197 98V95H198V97H199L200 95H202V94H200V93H202L203 91H202V92H199L200 95H199V94H195L194 92L190 91L191 88H192V85L189 84V83H186V84H189V85H186V84H185L186 86L184 85V87L186 88V91H187V90H188V86H190L191 88L189 87V88H190L189 93L191 92L192 95H193V94H194V96L196 95L195 99H198L199 101L201 100V101H200L201 103H202V101H203V100H202L203 98L206 99V100H204V101L207 102V103L205 104V107H206V108L209 107L210 110H209V109H206V108L204 107V105H203L204 102H203V104H202L203 106H201L200 104L198 105V103H200V102L197 103V101H194V99H193V102H194V103H197V104L195 105V104L193 103V105H192V103H191V100H192V99H190V101L188 102V101L186 100L187 97H185V96H187L189 93H186V92H184V91H183V92H180V91H179L180 89L178 88V85H174L178 80L181 82V79L184 78V77H185V78L182 79V80H184L185 82H189V81H186V80H188L187 78H189V77H187V78H186V76H184V77H183V76L180 77V75H179V77H178V76L174 75V76L177 77V79L175 78L176 81H175V80H169V79L167 78V81H168V82H170V81L172 82V81H173L174 84L172 83V85H171V84H170L171 82L168 84L167 81H165L166 78H159V76H158V79H152L151 77L147 76L146 73H142V75H143V76H146V80L149 82V85L151 84L152 88H150V89L153 90L152 94H151L150 91H149V93H150L151 95H149L148 92H147L148 95H145L146 93H145L144 91H139L140 88H139V89H135V90H138L140 93H141V92H142V93L144 92V94H142V93H141L142 95H141V94H137L138 92L135 93L134 90L131 91V93H132V92H134V93L129 94L128 92H129V90H131V89H130V88L127 89V90H128V92H127V90H126V89H123V86H122L121 91H122V89H123V90H126V92L128 93V94H127V93H126V94L128 95V98H129V100H128V103H129V104L125 103L123 97H121V98L119 97L120 99H122L121 101L119 100V101H120L119 104L117 103V105H115V106H113L114 104H112V105L110 104V106L107 105V106L104 107V108H106V109L108 110V112H106V113H109V111H111V110H112V111H115V110H116L115 108H118V109H120V110L122 111V115H123V113H126V114H128V113H129V114H130V113H133V114H135L136 116L139 115L140 113H145V114H147V113H148V114H149V113H154V115H155V113H156V116H154V117H152V118L157 117V114L160 115V118H161V115H163V113H166V114L171 115V116H172V114H173V115L180 114V115L183 116L184 114L187 115V114H190V113H191L190 116H192V114H194V115H195V114H202L204 110H205V111L207 110V113H208L207 115H209V116H206V115H205L206 113H204V117H203V115H202L201 118H199L200 115H199V116L196 115L197 118H195V116H194V117L192 116L193 118H192V117H189L188 119H186V118L184 119V118H183L182 123L184 122L183 124H185V125L187 126L186 129H184V126H178V124H177L176 126H174V125H170V126L167 127V126H165L166 123H165L164 120L158 119V121H157L156 118H155V119H154V120H156L155 123H157L159 126H152L150 130H152L153 134H155L156 137L159 136V137H161V139H162V138L169 139V140H170V141H169V142H170L169 144L172 145V146H178V145H179V141H178L177 138H173V136H172L171 134L168 133L170 130L180 129V131H182V132H185V130L195 131L196 134H189V135H188V140H189V138H192L193 141H192L191 144H193V146L198 147V148H197L198 150L201 149V155H200L199 158H198V162L203 161L204 164H203L202 166H205V165H206V168H207V166L209 165V161H211V160H215L216 162H218V163L221 165V169L224 171V173H223L222 171H221V173H223V174L226 175V179L231 178V181L234 182V183H233V184H234V185H233L234 188H235V186H237V189L239 190L238 187H241V188L243 187V188L240 189V190H243V191H245L246 193H247V191H248V193H247V194H249L248 197H247L248 200H245V202L248 201L247 203H249V201H250V203H251L250 206L253 205L254 207L252 206L253 208H251L250 206H248V204H247V206L250 207V208L253 209V210L255 209L256 213L258 212V213H260V214H261V213L264 214V165H262V164H264V159H262V160H260V159L256 160L257 158L254 159V158L256 157V155L253 154L255 157L252 155L251 152H253V151H252L251 148H250V147H253V148L256 150V148H258L257 146L260 145V143L264 142V141H262V140H264V131H262V130H264V122L258 124V122H259L258 120H259L261 117H264V116H261V114H264V112H262V111H264V109H262V108H264V106H262L261 108H260L261 105L259 106V109H260L261 112H262V113L259 114V115H257V113H258L259 111L256 110L258 107L256 108V107L254 106V104H255L254 102L257 103V106L261 103V102H259V101H260L259 98H258L259 101L256 100V99H257L256 96H259V95H260L259 97L262 98V96H264V92H262V94L259 93L260 88H259V90L256 89L257 91H255V89L253 88V85H252V88L254 89V91L257 92V94H258V93H259V94L257 95L254 91H251L252 88L250 89V88L248 87V86H250V85L252 84V83H251L252 81L250 82V80H249V82H250L249 84H250V85H246V86L248 87V89H247V88L245 87V84H247L248 81H246L247 83H245V84H243V83L241 82V80H243V77H242V76H244V78H245V75H247V74H245V75L243 74V75H242L241 71L238 72V73H241V74H238L239 77H238V76H237V77H238V78L242 77V79H241V80L239 79L240 82H238V78L234 77V75L236 74L237 70L234 71V72H232L231 70H233V69H231V70H230L231 72H229V71H225V69H224V70L222 69L223 72H224V71H225L226 73L228 72V74L225 73V75H224L223 72L221 71L222 75H224V76H223V77H222V76L219 77L220 75H217V76L219 77V78H218V77L215 75V73H214V71H213L212 69L207 70L208 67L206 66L207 69H204ZM232 67H233V68H238L239 66H238V67H234V66H232ZM147 68H148V67H147ZM150 68H151V67H150ZM165 68H164V72H163L164 75H166L165 72H166L167 70H168L167 72L170 71L168 68H167V69H165ZM172 68H173V67H172ZM174 68H176V67H174ZM189 68H190V67H189ZM191 68H192V67H191ZM212 68H213V66H212ZM251 68H252V66H251ZM151 69H152V68H151ZM153 69H154V68H153ZM195 69H196V68H195ZM214 69H217V68H214ZM218 69H219V68H218ZM239 69H240V68H239ZM252 69H255V68H252ZM258 69H259V68H258ZM260 69H262V68H260ZM120 70L123 71L124 69H120ZM147 70H149V68H148ZM156 70H157V69H156ZM165 70H166V71H165ZM179 70H181V72L184 74V72L182 71V67H181V69H179ZM192 70H193V69H192ZM211 70H212V72H211ZM125 71H126V70H125ZM158 71H159V70H158ZM175 71H176V70H175ZM189 71H190V70H189ZM195 71H196V70H195ZM219 71H220V70H219ZM252 71H253V70H252ZM255 71L257 72V70H255ZM150 72H151V71H150ZM186 72H187V71H186ZM193 72H194V71H193ZM215 72H216V71H215ZM260 72H261V71H260ZM262 72H264V69H262ZM155 73H156V72H155ZM163 73H162V74H163ZM171 73H172V71H171ZM175 73H176V74H177V73H178V74H182V73L177 72V71H176ZM175 73L173 72L172 75H170V76H173V74H175ZM213 73H214V74H213ZM216 73H218V71H217ZM230 73L232 74L231 77L233 76V79H234V78L236 79V80L234 79L235 82L237 81L236 83L234 82V80L231 82V80H229V79L227 78V79L230 81V84L233 85V86L231 85V87H230L231 89H230V90H232L233 87H234V89H235V86H237V87L239 86V88H240V86H241L240 83H242V84L244 85V87H245V88H243V90H244V89H246V90H249V89H250L249 91H251V92H253V93L256 94V96L252 95V96H253V97H252L253 99H252V98H249L251 95H250V96H249V95H246V97L248 96V98H245L246 101H248L247 104L244 103L245 100L242 101V100L244 99V98L242 97V95L245 96V94H242V91H243V90L241 91V94H242L241 96H239V93H238V95L236 96V95H234V94L238 92L237 90H234V94H232L233 91L231 92V91L228 90V87H229L228 85H230V84H229V82H227V79H224V82L228 84L227 86H226L225 83L223 82V78H224V77L226 78L227 75L229 76ZM233 73H235V74H233ZM130 74H131V72H130V73L127 72V74L124 75V78L122 79V81H124V83H128V82H130V81L135 82V81L139 78L138 74H135V73H132V75H130ZM158 74H159V73H158ZM162 74H161V76H162ZM183 74H182V75H183ZM190 74H191V73H190ZM195 74H197V73H195ZM218 74H220V72H219ZM164 75H163V76H164ZM187 75H188V74H187ZM198 75H199V74H198ZM240 75H241V76H240ZM257 75H258V77H259V74H257ZM262 75H264V73H262ZM163 76H162V77H163ZM174 76H173V77H174ZM189 76H190V75H189ZM194 76H195V75H194ZM200 76H201V75H200ZM260 76H261V75H260ZM153 77H154V76H153ZM156 77H157V76H156ZM165 77H166V76H165ZM167 77H168V76H167ZM191 77H192V76H191ZM195 77H196V76H195ZM195 77H194V80H193L194 83H195L197 80H198V81L201 80L199 77H197V78H195ZM246 77H247V76H246ZM249 77H250V76H249ZM171 78H172V77H171ZM178 78H179V79H178ZM220 78H222V79H220ZM229 78H230V76H229ZM247 78H248V77H247ZM247 78H246V79H247ZM260 78H261V77H260ZM173 79H174V78H173ZM185 79H186V80H185ZM192 79H193V78H192ZM248 79H249V78H248ZM161 80L165 81L164 84L167 83V85H165L166 87H163V85H162V83H161ZM225 80H226V81H225ZM253 80H254V78H253ZM257 80H258V79H257ZM260 80H262V79H260ZM140 81H141V82L138 81L139 84H142V86H141V85H140V86L143 87V88H144V86H145V88H146V85H145L144 81H143V83H142V80H140ZM159 81H160V83H161L162 86L158 85V82H159ZM163 81H162V82H163ZM262 81H264V80H262ZM262 81H261V82H262ZM116 82H117V79H116ZM118 82H120V81L118 80ZM138 82H137V83H138ZM180 82H178V83H180ZM185 82H182V83L184 84ZM201 82H202V81H201ZM233 82H234V83H233ZM243 82H245V81L243 80ZM254 82H255V81H254ZM120 83H121V82H120ZM146 83H147V82H146ZM194 83H193V84H194ZM198 83H199V82H198ZM212 83H214V84L212 85ZM237 83H238V85H237ZM117 84H118V83H117ZM176 84H177V83H176ZM234 84H236V85L234 86ZM239 84H240V85H239ZM118 85H120V84H118ZM118 85H115V86L118 87ZM168 85H169V86L171 85L172 87L176 86V87L178 88L179 93H178L177 89L175 90L176 87H174V89H173V88H171V87H170V88L167 87ZM173 85H174V86H173ZM195 85L197 86L196 83H195ZM199 85H200V84H199ZM199 85H198V86H199ZM243 85H242V86H243ZM128 86H129V85H128ZM128 86L125 85L124 87H125V88H128ZM130 86H131V85H130ZM135 86H136V84L133 85L134 88H135ZM137 86H138V85H137ZM179 86L181 87V83H180ZM196 86H194L195 89H193V91H195V90H196V91H201V90H203V89L200 88V87H199L200 89H197L198 86H197V87H196ZM211 86H209V87H211ZM149 87H150V86H149ZM212 87L210 88L211 90H213ZM237 87H236V89H237ZM250 87H251V86H250ZM255 87H257V86H255ZM258 87H260V86H258ZM258 87H257V88H258ZM136 88H138V87H136ZM239 88H238V90H239ZM141 89H142V88H141ZM148 89H149V88H148ZM181 89H182V88H181ZM241 89H242V88H240V90H241ZM143 90H144V89H143ZM152 90H151V91H152ZM211 90H210V91H211ZM246 90H245V92H246ZM100 91H101V90H100ZM104 91H105V90H104ZM236 91H237V92H236ZM123 92H124V91H123ZM223 92H225L226 94H222ZM239 92H240V91H239ZM247 92H248V91H247ZM260 92H261V91H260ZM114 93H116V92H114ZM153 93H154V94H153ZM180 93H181V94H182V93H184V94L186 93V95H184V94L181 95ZM196 93H198V92H196ZM207 93H208V97H207ZM253 93H252V94H253ZM126 94H125V95H126ZM204 94H205V93H203V95H204ZM247 94H249V93H247ZM105 95H109V94L107 93V94H105ZM116 95H118V94H116ZM127 95H126V97H127ZM192 95H191V96H192ZM261 95H262V96H261ZM188 96H190V95H188ZM191 96H190V97H191ZM194 96H193L192 98H194ZM227 96H228L229 98H228ZM110 97H111V95H110ZM110 97H108V98L106 99V100H108V102H110L111 99H112V98H111L110 101H109V98H110ZM205 97H206V98H205ZM220 97H221V96H220ZM220 97H218V98H220ZM212 98H213V99H212ZM241 98H242V99H241ZM104 99H105V98H104ZM104 99H103V100H104ZM115 99H116V98H115ZM115 99H114V101H115ZM188 99H189V98H188ZM207 99H208V100H207ZM221 99H222V98H221ZM247 99H249V100H247ZM250 99L253 100L252 102H253L254 104H252V102H251ZM116 100H117V99H116ZM211 100H210V101H211ZM239 100H241V101H239ZM255 100H256V101H255ZM261 100H262V99H261ZM112 101H113V100H112ZM129 101H130V102H129ZM215 101H214V102L211 101V102H209V104L212 105L211 103H214V104H216V105H215V107H213V108H215V109H219V108L222 109V108H223L222 106H223V103H224V102L222 103V106H221L220 103H219V105H218ZM249 101H250L251 103H250ZM262 101H264V100H262ZM238 102H242V103H244V104H245L244 107L241 108L240 106H241L242 103H238ZM258 102H259V104H258ZM105 103H106V102H105ZM110 103H111V102H110ZM249 103H250V104H249ZM188 104H189L190 107H192V106L195 105V106H196V109L191 110L193 107L190 108V107L188 106ZM190 104H191V105H190ZM214 104H213L212 106H214ZM251 104L254 106V108H253V106H252L253 109L256 108L255 110H256V117H257V119H256V117L254 118V116H255V111L253 112L254 116L250 115V116H252V119H251L248 115H247V117H246V114H248L249 112H252V111H250V109H249V108H251V106L249 107V105H251ZM261 104L264 105V103H261ZM75 105H76V104H75ZM217 105L220 106V107H219V108H216ZM242 105H243V104H242ZM255 105H256V104H255ZM80 106H81V104H80ZM84 106H85V105H84ZM102 106H104V105H102ZM225 106H224V107H225ZM246 106L248 107V110H249V111L247 110V108H245ZM81 107H83V106H81ZM81 107H80V108H81ZM86 107H87V106H86ZM92 107H93V106H92ZM95 107H96V106H95ZM221 107H222V108H221ZM74 108H75V110H76V107H75V106H74ZM80 108H78V111H80V110L82 109V108H81V109H80ZM84 108H85V107H84ZM104 108H103V109H104ZM194 108H195V107H194ZM203 108H204V109H203ZM239 108H240V109H239ZM252 108H251V110H253ZM79 109H80V110H79ZM89 109H90V108H89ZM118 109H117V110H118ZM220 109H219V110H220ZM241 109H244V111H242ZM82 110H83V109H82ZM82 110H81V111H82ZM84 110H85V109H84ZM219 110H215V111H219ZM76 111H77V110H76ZM81 111H80V112H81ZM86 111L88 112V110H86ZM213 111H214V109H213ZM83 112H84V111H83ZM83 112H82V113H83ZM94 112H95V111H94ZM94 112H93V113H94ZM219 112H220V111H219ZM221 112H222V111H221ZM241 112H242V113H241ZM246 112H248V113H246ZM88 113H90V112H88ZM91 113H92V112H91ZM110 113H111V112H110ZM243 113H244V114L246 113V114H245V117H244V114H243ZM259 113H260V112H259ZM95 114H96V112H95ZM227 114H226V115H227ZM235 114H236V115H235ZM237 114L239 115V117H237ZM240 114H241V115H240ZM249 114H252V113H249ZM79 115H80V114H79ZM88 115H89V114H88ZM88 115H87L86 117H88ZM114 115H115V114H114ZM122 115H121V116H122ZM141 115H142V114H141ZM150 115H152V114H150ZM210 115H211V116H210ZM232 115H234L235 117H234V116L232 117ZM99 116H101V115H99ZM139 116H140V115H139ZM145 116H146V115H145ZM165 116H166V115H165ZM182 116H181V117H182ZM184 116H185V115H184ZM205 116H206V117H205ZM76 117H77V116H76ZM81 117H82V116H81ZM103 117H104V115H103ZM116 117H118V116H116ZM119 117H120V116H119ZM119 117H118V118H119ZM149 117H151V116H149ZM174 117H175V116H174ZM181 117H180V119H181ZM230 117H231V118H230ZM258 117H260V118H258ZM77 118H80V117H77ZM83 118H84V117H83ZM89 118H90V117H89ZM95 118H96V116H95ZM175 118H176V117H175ZM190 118H192V119H190ZM233 118L236 119V120H234ZM253 118H254V119H253ZM98 119H99V118H98ZM101 119H102V117H101ZM108 119H109V118H108ZM133 119H134V118H133ZM147 119H148V117H147ZM162 119H163V118H162ZM171 119H172V118H171ZM180 119H179V120H180ZM255 119H256L258 122H256ZM75 120H76V119H75ZM75 120H74V121H75ZM77 120H78V119H77ZM77 120H76V121H77ZM81 120H82V119H80V121H81ZM85 120H87V119H84V121H85ZM143 120H144V119H142V121H143ZM262 120H264V118H262ZM87 121H90V120H87ZM145 121H146V120H145ZM150 121H151V120H150ZM72 122H73V121H72ZM91 122H92V121H91ZM255 122H256V123H255ZM260 122H261V120H260ZM73 123H75V125L77 124L76 122H73ZM128 123H129V122H128ZM180 123H181V122H180ZM79 124H80V123H79ZM79 124L76 126V128H78V130H81V131L78 132V130L76 129V131L78 132L77 134H81V135L83 134L84 137L86 136L85 134H86L87 131L90 132L89 134H91V132H92V134H96L97 131H100V127H99V126H96L95 123H93V124H95V125H93V124H92V125H91V124L88 125V123H87V125H84V126L82 125L83 127L80 126ZM83 124H85V122H83ZM124 124H125V123H124ZM168 124H169V123H168ZM70 125H71V124H70ZM101 125H102V124H101ZM111 125H113V124H110V125H108V126L111 127ZM129 125H130V124H129ZM149 125H150V124H149ZM160 125H162L163 127L160 126ZM72 126H73V125H72ZM125 126H126V125H125ZM188 126H189V127H188ZM69 127H70V126H69ZM129 127H130V126H129ZM136 127L138 128V126H136ZM145 127H146V126H145ZM148 127H149V126H148ZM70 128H71V127H70ZM70 128H69V129H70ZM72 128H73V127H72ZM106 128H107V127H105V129H106ZM119 128H120V126H119ZM122 128H123V127H122ZM149 128H150V127H149ZM67 129H68V128H67ZM74 129H75V126H74V128H73L72 131H74ZM82 129H83L84 131H86L85 134L82 133V132H83ZM109 129H110V128H109ZM112 129H114V131H118V132H119V131H122L121 129H117L116 126L114 127V125H113V128H112ZM133 129H134V128H133ZM107 130H108V128H107ZM135 130H136V129H135ZM64 131H65V130H64ZM102 131H103V130H102ZM110 131H111V130H110ZM125 131H126V130H125ZM130 131H131V130H130ZM146 131H148V130H146ZM45 132H46V131H45ZM66 132H67V130H66ZM80 132H81V133H80ZM122 132H123V131H122ZM50 133H51V132H49V134H50ZM62 133H63V132H62ZM62 133H61V134H62ZM87 133H88V132H87ZM127 133H128V132H127ZM61 134H60V135H61ZM71 134H72V133H71ZM77 134H76V135H77ZM113 134H114V133H113ZM123 134H124V133H123ZM184 134H185V133H184ZM187 134H188V133H187ZM241 134H243L242 136H244V135H247V136H248V135H249V136H251V137H253V138H256V139H254V140H257L258 143H259V141H260V143H259L258 145H256L257 143L255 142L256 144L251 145V143H248L249 141L246 142V139H244V140H245V141H244L243 139L240 138ZM55 135H56V133H55ZM60 135H59V136H60ZM65 135H66V134H65ZM83 135H82V136H83ZM99 135H100V132L98 133L97 136H99ZM115 135H116V134H115ZM185 135H186V134H185ZM56 136H57V135H56ZM67 136H68V134H67ZM69 136H70V135H69ZM87 136H88V135H87ZM93 136H94V135H93ZM93 136H92V137H93ZM105 136H106V135H105ZM108 136H109V135H108ZM113 136H114V135H113ZM141 136H142V135H141ZM186 136H187V135H186ZM52 137H53V136H52ZM71 137H72V135H71ZM80 137H81V136H80ZM80 137H78V138H80ZM84 137H83V138L81 137L80 140H78V141L76 140V141H77V142H79V141L82 142L81 140H84ZM89 137H91V136L89 135ZM127 137H128V136H127ZM178 137H179V136H178ZM251 137H249V139H250ZM261 137H262V140H259ZM55 138H56V137H55ZM73 138L76 139L75 137H73ZM73 138H72V139H73ZM78 138H77V139H78ZM98 138H99V137H98ZM100 138H101V137H100ZM102 138H104V137H102ZM106 138H107V137H106ZM253 138H252V139H253ZM52 139H54V138H52ZM86 139H87V140H86ZM86 139H85V141L89 142L88 140H90V139H92V138H90V139L86 138ZM128 139H129V138H128ZM133 139H134V138H133ZM135 139H136V138H135ZM66 140H67V138H66ZM93 140H94V138H93ZM97 140H98V139H97ZM103 140H104V139H103ZM109 140H110V139L108 138V141H109ZM138 140H139V139H138ZM180 140H181V139H180ZM250 140H251V139H250ZM254 140H253L252 143H254ZM85 141H84V144H86ZM91 141H92V140H91ZM94 141L97 142V143H96L97 146L101 144V143L98 142L99 140H98V141L94 140ZM100 141L102 142V140H100ZM106 141H107V140H105V142H106ZM108 141H107V142H108ZM122 141H123V140H122ZM135 141H137V140H135ZM164 141H165V140H164ZM251 141H252V140H251ZM64 142H66V141L64 140ZM64 142H63V143H64ZM95 142H94V143H95ZM124 142H125V141H124ZM141 142H142V141H141ZM75 143H76V142H75ZM90 143H91V142H90ZM90 143H87L88 145L86 144L87 147L89 146ZM94 143L90 144V146H91V145L94 146V145H95ZM110 143H111V142H110ZM134 143L136 144V142H134ZM189 143H190V141H189ZM67 144H68V143H67ZM67 144H66V145H67ZM72 144H73V143H72ZM80 144H81V143H79V144L77 143V148H78V146H79L78 150L76 149L77 151L75 150V148H73L76 152H74L73 149H71V150H73L74 153H78V151H79L80 148H81V147H80ZM82 144H83V143H82ZM84 144H83V146H85ZM149 144H150V143H149ZM163 144H164V143H163ZM204 144L206 145L207 148L204 147ZM75 145H76V144H75ZM112 145H114V144H112ZM116 145H117V144H116ZM188 145H189V144H188ZM81 146H82V145H81ZM93 146H91V147H89V148H87V149L90 150ZM152 146H154V145H152ZM172 146H171V147H172ZM260 146H261V145H260ZM260 146H259V147H260ZM262 146H264V143H262ZM102 147H104V146H102ZM114 147H115V146H114ZM116 147H117V146H116ZM191 147H192V145H191ZM66 148H67V146H66ZM94 148H97V147L94 146ZM111 148H112V146H111ZM117 148H119V147H117ZM141 148H143V147H141ZM145 148H146V147H145ZM148 148H149V147H148ZM148 148H146V149H148ZM173 148H174V147H173ZM192 148H193V147H192ZM260 148H261V147H260ZM61 149H62V148H61ZM63 149H64V148H63ZM68 149H69V147H68ZM81 149H82V148H81ZM87 149H86V147H85V149L83 148V150H85V151H86ZM92 149H93V148H92ZM115 149H116V148H115ZM122 149H123L124 151L127 152V150H125L124 148H122ZM122 149H121V150H122ZM139 149H140V148H139ZM181 149H182V148H181ZM249 149H250V150H249ZM254 149H253V150H254ZM83 150H80V151L82 152ZM97 150H98V148H97ZM142 150H143V149H142ZM258 150H259V149H258ZM61 151H63V150H61ZM80 151H79V153H81ZM91 151H92V150H91ZM95 151H96V150H95ZM148 151H149V150H148ZM180 151H181V150H180ZM256 151H257V150H256ZM260 151L262 152V150H260ZM53 152H55V151H53ZM63 152H64V151H63ZM65 152H66V151H65ZM89 152H90V151H89ZM102 152H103V150H102ZM113 152H114V151H113ZM153 152H154V151H153ZM155 152H156V151H155ZM184 152H185V151H184ZM214 152L216 153V154H215V155H216L215 157L212 155ZM219 152L222 154L221 156L219 155ZM59 153H61V152L59 151ZM86 153H87V155H86ZM93 153L95 154V153H99V152H93ZM103 153H104V152H103ZM255 153L257 154V152H255ZM262 153H264V152H262ZM61 154H62V153H61ZM82 154H83V153H82ZM101 154H102V153H101ZM104 154H106V156H107V152H105ZM127 154H128V153H127ZM135 154H136V153H135ZM199 154H200V153H199ZM217 154H218V155H217ZM258 154H260V153H258ZM54 155H55V154H54ZM59 155H60V154H59ZM73 155H74V154H73ZM75 155H80V156H81V154H75ZM88 155L91 156L92 153H89V154H88V152L86 151L85 154H83V156H88ZM99 155H100V153H99ZM99 155L96 154L95 157H94L93 155H92V156H93V158L95 159V158H98ZM130 155H131V153H130ZM136 155L138 156L139 154H136ZM152 155H153V154H152ZM175 155H178V154H175ZM62 156H63V155H62ZM80 156H79V157H80ZM83 156H82V157H83ZM89 156H88V157H89ZM97 156H98V157H97ZM100 156H101V155H100ZM108 156H110V158H114V159H115V157H111V155H108ZM116 156H117V155H116ZM133 156H134V155H133ZM155 156H156V155H155ZM157 156H158V155H157ZM184 156H185V155H184ZM262 156H264V155H262ZM65 157H66V156H65ZM102 157H103V156H102ZM129 157H130V156H129ZM134 157H135V156H134ZM139 157H140V156H139ZM152 157H153V156H152ZM163 157H165V156H163ZM185 157H186V156H185ZM211 157H214V158H211ZM257 157L259 158V155H258ZM66 158H67V157H66ZM66 158H65V159H66ZM91 158H92V157H91ZM99 158H100V157H99ZM131 158H132V156H131ZM137 158H138V157H137ZM144 158H145V157H144ZM150 158H151V157H150ZM154 158H155V157H154ZM170 158H172V157H170ZM183 158H184V157H183ZM186 158H187V157H186ZM196 158H197V157H196ZM62 159H64V158L62 157ZM73 159H74V158H72L71 160H73ZM83 159H84V157H83ZM86 159H87V158H86ZM86 159H85V160H86ZM94 159H93V161H94ZM100 159L103 161L102 158H100ZM138 159H140V158H138ZM158 159H159V158H158ZM158 159H156V160L158 161ZM60 160H61V159H60ZM60 160H59V161H60ZM67 160H68V158H67ZM74 160H75V159H74ZM88 160H89V159H88ZM97 160H99V159H97ZM101 160H100V161H101ZM165 160H166V158H165ZM165 160H162L161 163H164L163 161H165ZM170 160H171V159H170ZM187 160H188V158H187ZM195 160H196V159H195ZM100 161H99V162H100ZM104 161H106V160H104ZM159 161H161V160H159ZM173 161H174V160H173ZM191 161H192V160H191ZM215 161L213 162L214 165L216 164ZM61 162H62V160H61ZM63 162H64V160H63ZM63 162H62V163H63ZM73 162H74V161H73ZM73 162H72V164H74ZM90 162H91V159H90ZM133 162H134V161H133ZM136 162H137V161H136ZM145 162H146V160H145ZM256 162H258V163L261 164L260 168H258V166H257V167L254 166V165L256 164ZM76 163H77V162H76ZM78 163H79V162H78ZM93 163H94V162H93ZM95 163H96V162H95ZM95 163H94V165H95ZM105 163H106V164H105V166H106V165H107V162H105ZM149 163H150V162L148 161L147 164H149ZM159 163H160V162H159ZM171 163H172V162H171ZM253 163H254V164H253ZM150 164H151V163H150ZM164 164H165V163H164ZM167 164H169V163H166V166H167ZM176 164H178V163H176ZM189 164H190V163H189ZM219 164H218V166L220 167ZM252 164H253V165H252ZM75 165H76V164H75ZM83 165L85 166L84 162H83ZM83 165H82V166H83ZM86 165H87V164H86ZM96 165H97V163H96ZM103 165H104V163H103ZM132 165H133V164H132ZM169 165H170V164H169ZM183 165H184V164H183ZM77 166H78V167H81V168L84 169V167L81 166V162H80V165L77 164L75 167H77ZM89 166H90V165H89ZM98 166H99V164H98ZM107 166H108V165H107ZM134 166H135V165H134ZM172 166H173V165H172ZM177 166H180V165L178 164ZM110 167H111V164H110ZM112 167H113V165H112ZM112 167H111V168H112ZM126 167H128V166H126ZM135 167H136V166H135ZM135 167H133V168H135ZM139 167H140V166H139ZM182 167H183V166H182ZM208 167H210L209 169H211V166H208ZM63 168H64V167H63ZM63 168H62V169H63ZM101 168H104V167H101ZM107 168H108V167H107ZM114 168H115V167H114ZM114 168H112V169H114ZM123 168H124V167H123ZM136 168H137V167H136ZM142 168H143V166H142ZM142 168H140V169H142ZM168 168L171 170V169H173L174 167L172 168V167H169V166H168ZM188 168H189V167H188ZM206 168H204V169L206 170ZM66 169H67V166H66ZM75 169H76V168H75ZM87 169H88V168H87ZM115 169H116V168H115ZM125 169H126V168H125ZM128 169H130V168H128ZM128 169H127V170H128ZM140 169H139V170H140ZM174 169H176V168H174ZM177 169H178V168H177ZM177 169H176V170H177ZM198 169H200V168H198ZM207 169H208V168H207ZM212 169H213V168H212ZM221 169H220V170H221ZM103 170H104V169H103ZM105 170H108V171H106V172H109V168H108V169H105ZM110 170H111V169H110ZM135 170H136L137 172H139V170H137V169H135ZM144 170H145V169H144ZM176 170H175V172H178V171H176ZM184 170H185V168H184ZM220 170H219V171H220ZM72 171L74 172V168H73ZM72 171H71V172H72ZM80 171H81V170H80ZM80 171H78V172H80ZM83 171H84V170H83ZM95 171H96V170H95ZM117 171H119V170H117ZM117 171H114V173H117ZM124 171H125V170H124ZM128 171H129V170H128ZM128 171H127V172H128ZM166 171H167V170H166ZM172 171H174V170H172ZM209 171H210V170H209ZM209 171H208V172H209ZM73 172H72V173H73ZM91 172L93 173V171H91ZM91 172H90V173H91ZM119 172H121V171H119ZM125 172H126V171H125ZM131 172H133V171H131ZM142 172H143V171H142ZM145 172H147V171L145 170ZM158 172H159V171H158ZM168 172H169V171H168ZM213 172H214V171H213ZM74 173L77 174V171L74 172ZM84 173H85V172H84ZM87 173H88V172H87ZM87 173H86V174H87ZM112 173H113V171H112ZM112 173H111V175H112ZM114 173H113V174H114ZM121 173L123 174V172H121ZM139 173H140V172H139ZM182 173H183V172H182ZM210 173H211V171H210ZM86 174H85V175H86ZM99 174H100V173H99ZM109 174H110V172H109ZM125 174H126V173H125ZM125 174H124V175H125ZM129 174H130V173H129ZM135 174H136V173H135ZM149 174H150V173H149ZM152 174H153V173H152ZM180 174H181V173H180V171H179L178 173H174V174L172 173V176H174L175 178L177 177V179H178V178L180 179V178H181ZM190 174H191V173H190ZM214 174L216 175V171L214 172ZM223 174H222V175H223ZM72 175L74 176V179H76L75 174H72ZM95 175H96V174H95ZM100 175H101V174H100ZM102 175H103V174H102ZM102 175H101V176H102ZM115 175H116V174H115ZM115 175H113V176H115ZM117 175H119V173H118ZM126 175H127V174H126ZM184 175H185V174H184ZM217 175H218V174H217ZM225 175H223V176H225ZM73 176H72V177H73ZM76 176H80V175L77 174ZM89 176H90V175H89ZM105 176H106V174H105ZM105 176H103V177L105 178ZM119 176H120V175H119ZM182 176H183V175H182ZM193 176H194V174H193ZM80 177H81V176H80ZM103 177H102V178H103ZM106 177H107V176H106ZM110 177H111V176H110ZM110 177H109V178H110ZM115 177H117V176H115ZM151 177H153V176H151ZM174 177H173V179H174ZM184 177H185V176H184ZM197 177H198V176H197ZM218 177H219V176H217V178H218ZM227 177H228V178H227ZM81 178H82V177H81ZM81 178L79 179V177H78V180H77V179H76V180H77L78 182H79V180L82 181ZM119 178H120V177H119ZM121 178H122V177H121ZM121 178H120V179H121ZM127 178H128V177H127ZM145 178H146V177H145ZM194 178H195V176H194ZM207 178H208V177H207ZM207 178H206V179H207ZM224 178H225V177H224ZM83 179H84V176H83ZM105 179H106V178H105ZM107 179H108V177H107ZM115 179H117V178H115ZM115 179H113V180H115ZM143 179H144V178H143ZM181 179L184 180V179H186V178H184V179L181 178ZM189 179H192V178L189 177ZM197 179H198V178H197ZM201 179H202V178H201ZM122 180L125 181L124 178H123ZM141 180H142V179H141ZM154 180H155V179H154ZM159 180H160V179H159ZM182 180H181V182H182ZM192 180H193V179H192ZM199 180H200V178H199ZM219 180H220V179H219ZM74 181H75V180H74ZM81 181H80V183H76V181H75L76 184H79V185H75V186H76V187H77V186L80 187ZM84 181H87V180H84ZM101 181H104V180H101ZM107 181H108V180H107ZM109 181H110V180H109ZM118 181H119V180H117V182H118ZM123 181H122V183L124 184ZM148 181H149V179H148ZM150 181H151V180H150ZM150 181H149V182L146 181V182L148 183V186H149V183H151ZM155 181L157 182V180H155ZM155 181H154V182H155ZM202 181H205V180H202ZM206 181H207V180H206ZM229 181H230V180H229ZM229 181H227V182H229ZM93 182H94V181H93ZM105 182H106V181H105ZM119 182H121V181H119ZM128 182H130V180L127 181V184H128ZM135 182H136V181H135ZM152 182H153V181H152ZM154 182H153V183H154ZM162 182H163V181H162ZM179 182H180V181H179ZM181 182H180V183H181ZM184 182H186V180H184ZM189 182H190V181H189ZM189 182H188L189 185H186V187H187V186L189 187V186L191 185ZM194 182H195V181H194ZM87 183H88V181H87ZM122 183H121V184H122ZM131 183H132V182H131ZM137 183H138V182H137ZM147 183H145V184H147ZM175 183H176V182H175ZM186 183H187V182H186ZM186 183H185V184H186ZM229 183H231V182H229ZM85 184H86V183H85ZM123 184H122V185H123ZM151 184H152V183H151ZM151 184H150V186H153V185H151ZM157 184H158V182H157ZM157 184L155 183L156 187L158 186ZM159 184H160V183H159ZM165 184H166V182H165ZM176 184H177V183H176ZM181 184L185 185L183 182H182ZM198 184H199V183H198ZM201 184H202L201 187H203V188H202V189L200 188L199 190H201L202 193H201V194H200V193L198 194L197 191H193V193L196 192V193H194V194H195V195L198 194L199 197H201V199L204 200V203L207 202V204H211V205H212L213 203L209 202V201H212V199H211V200L208 199V198H210L211 196H210V197H208V196H209V195H212V197H213V196H215V195H213V194H217V193L220 194L221 196H224V200L222 199V200H223V203H224L225 201H226V203L228 202V201H227V198L225 199V197H227V196L229 195V192L226 191V190H224V189L220 186V185H221L220 183H219V184H220V185H219L218 183H215V182H214V183H213V182L211 183V181H210V183H207V182H206V183L203 184V183L201 182ZM81 185L84 186V184H81ZM94 185H95V184H94ZM94 185H93V186H94ZM133 185H134V184H133ZM139 185L141 186L140 183H139ZM142 185H143V184H142ZM174 185H175V184H174ZM174 185H173V186H174ZM199 185H200V184H199ZM230 185H231V184H230ZM75 186H74V187H75ZM93 186L90 187V185H89V186H87V187H90V189L93 190V192L91 191V193L95 194V193H97V192H96L97 187H99L100 185H99V186L96 185L97 187H96L95 189L92 188ZM125 186H126V183H125ZM163 186H165V185L163 184ZM167 186H168V185H167ZM167 186H166V187H167ZM195 186H197V185H195ZM79 187H78V188H79ZM105 187H106V185H105ZM118 187H119V186H118ZM126 187H127V186H126ZM128 187H131V186L128 184ZM141 187H142V186H141ZM143 187H145V186H143ZM161 187H162V186H161ZM192 187H193V186H192ZM84 188H85V186H84ZM103 188H104V186H103L102 188H101V186H100V187L98 188L97 191L100 192V190L103 189ZM106 188H107V187H106ZM106 188H105V189H106ZM113 188H114V187H113ZM115 188H117V187H115ZM158 188H159V186H158ZM163 188H164V187H162V190H163ZM174 188H175V187H174ZM198 188H199V187H198ZM198 188H197V189H198ZM226 188H227V187H226ZM255 188H259V190H256ZM74 189H76V188H74ZM79 189H80V188H79ZM82 189H83V188H82ZM82 189H80V191H82L83 193H81V192H79V193L84 194V196L86 195V196L90 197L89 195H90L91 193H90L89 195H87V194L89 193L90 189L88 188V189H89L88 192L86 191L87 188H85L86 190H85V189L82 190ZM120 189H121V187H120ZM137 189H138V188H137ZM156 189H157V188H156ZM156 189H155V190H156ZM170 189H171V188H170ZM170 189H168V190H170ZM178 189H179V188H178ZM178 189H176V190L178 191ZM182 189H183V188H182ZM184 189H185V188H184ZM189 189H190V187H189ZM191 189H192V188H191ZM94 190H95V193H94ZM112 190H113V189H112ZM116 190H117V189H116ZM116 190H114V192H116ZM126 190H127V189H126ZM126 190H125V191H126ZM164 190H165V189H164ZM166 190H167V189H166ZM185 190H187V189H185ZM240 190H239V191H240ZM246 190H247V191H246ZM74 191H75V190H74ZM104 191H105V190H104ZM128 191H129V190H128ZM130 191H131V190H130ZM130 191H129V192H130ZM140 191H141V190H140ZM157 191H158V190H157ZM170 191H172V189H171ZM170 191H169V192H170ZM233 191H234V190H233ZM76 192L78 193V191H76ZM122 192H123V190H122ZM122 192H121V195H122ZM126 192H127V191H126ZM129 192H127V193H129ZM133 192H134V191H133ZM133 192H132V193H133ZM164 192H165V191H164ZM186 192H187V191H185V193H186ZM234 192L238 193L239 196H240V193H239V192H237V191H234ZM79 193H78V194H79ZM85 193H87V194H85ZM110 193H112V192H110ZM116 193H117V192H116ZM119 193H120V192H119ZM158 193H161V192L158 191ZM171 193H172V192H171ZM175 193H176V194L179 193L180 196L182 195V192H181V191H179V192H176V191H175ZM175 193L173 192V194H175ZM243 193H244V192H243ZM246 193H245V195H247ZM104 194H105V193H104ZM124 194H125V193H124ZM137 194H138V193H137ZM176 194H175V196H176ZM205 194H206V195H205ZM97 195H98V193H97ZM99 195H100V194H99ZM105 195H106V194H105ZM118 195H119V194H118ZM161 195H163V194L161 193ZM161 195H160V196H161ZM177 195H178V194H177ZM185 195H186V194H185ZM185 195H184V196L182 195L183 198H185ZM188 195H189V193H188ZM188 195H187V196H188ZM192 195H193V194H192ZM192 195H190L189 198H190ZM195 195H194V196H195ZM233 195H234V194H233ZM255 195H256V196H255ZM84 196H83V197H84ZM86 196L84 197V199L86 198ZM132 196H133V195H132ZM135 196H136V195L134 194V197H135ZM140 196H141V195H139V198H140ZM153 196H154V195H153ZM236 196L238 197V195H236ZM254 196H255V197H254ZM80 197H81V196H80ZM83 197H82V198H83ZM92 197H93V196H92ZM100 197H101V195H100ZM102 197H103V196H102ZM111 197H112V196H111ZM111 197H108L109 200L106 199V201H111V199H110ZM134 197H133V198H134ZM136 197H137V196H136ZM136 197H135V199H136ZM157 197H158V196H157ZM165 197H166V196H165ZM178 197H179V196H178ZM199 197H197V198L199 199ZM212 197H211V198H212ZM228 197H229V196H228ZM230 197H231V196H230ZM241 197L244 198L243 196H241ZM241 197H240V198H241ZM250 197H253L254 199L256 198V199H255V200H256V203H255V204H252L253 201L251 202V199H252V198H250ZM90 198H91V197H90ZM121 198H122V197L119 196V200H120ZM127 198H128V197H127ZM155 198H156V197H155ZM175 198H176V197H175ZM180 198H182V197H180ZM180 198H179V199H180ZM195 198H196V196H195ZM220 198H221V197H220ZM220 198H218V200H219ZM232 198H233V197H232ZM245 198H246V197H245ZM245 198H244V199H245ZM247 198H246V199H247ZM86 199H87V198H86ZM86 199H85V200H86ZM93 199H95V197H93L92 200H93ZM97 199H98V197H96V200H97ZM124 199H125V198H124ZM201 199H200V200H201ZM213 199H214V198H213ZM215 199H216V198H215ZM87 200H88V199H87ZM92 200H90V201H92ZM98 200H99V199H98ZM115 200H116V199H115ZM136 200H137V199H136ZM150 200H151V199H150ZM158 200H160L159 197H158ZM167 200H168V199H167ZM180 200H181V199H180ZM187 200H189L190 203H191L192 198H191V199H187ZM195 200H196V199H195ZM202 200H201V202H203ZM218 200H217V201H218ZM220 200H221V199H220ZM220 200H219V202H220ZM230 200H231V201H234V199H233V200L230 199ZM90 201H88V202H90ZM126 201H128V199H126ZM147 201H148V203H149V198H148ZM154 201H155V200H154ZM168 201H170V199H169ZM213 201H215V200H213ZM213 201H212V202H213ZM243 201H244V200H243ZM85 202H86V201H85ZM92 202H95V201H92ZM92 202L90 203L91 205H93ZM97 202L100 203V200L97 201ZM97 202H96V203H97ZM111 202H114V200L111 201ZM155 202H158V201H155ZM162 202H163V201H162ZM164 202H165V201H164ZM174 202H175V201H174ZM181 202H182V201H181ZM185 202H186V201H185ZM197 202H198V201H197ZM219 202H218L217 204L220 205L221 202H220V203H219ZM229 202H230V201H229ZM240 202H241V201H240ZM96 203H94V204H96ZM105 203H107V202H105ZM105 203H104V204H105ZM132 203H134V201H132ZM135 203L137 204V202H135ZM144 203H146V202H144ZM148 203H147V206H149ZM158 203H159V202H158ZM165 203H166V202H165ZM172 203H173V202H172ZM193 203H196V202H193ZM230 203H231V202H230ZM233 203H234V202H232V204H233ZM253 203H254V202H253ZM82 204H83V202H82ZM111 204H112V203H111ZM113 204H114V203H113ZM113 204H112V205H113ZM115 204H116V203H115ZM139 204H141V203H139ZM151 204H152V203H151ZM151 204H150V205H151ZM174 204H175V203H174ZM176 204H180V203L178 202V203H176ZM196 204H197V203H196ZM200 204H201V203H200ZM202 204H203V203H202ZM202 204H201V206H202ZM217 204H214V206L216 205V206L218 207ZM224 204H225V203H224ZM85 205H86V204H85ZM87 205H88V203H87ZM87 205H86L85 207H89V206H90V205H88V206H87ZM96 205H97V204H96ZM96 205H94V206H96ZM99 205H100V204H99ZM107 205H108V203H107ZM109 205H110V204H109ZM190 205H191V204H190ZM192 205H195V204H192ZM192 205H191V206H192ZM197 205H199V203H198ZM197 205H195V207L193 208V210H194V209H195L196 211L199 210V206H198V210H197ZM233 205H234V204H233ZM105 206H106V205H105ZM105 206L102 207V212H104V210H105V213H102V214L100 213L102 216H104V215L107 216V215H106L107 213H109V212L111 213V211H115V210H111V209H113V207H110V206H109V208H111V209H110L109 212H106V211L109 210V208L107 209V207H108V206H107V207L104 209ZM120 206H121V205H120ZM122 206H123V205H122ZM136 206H137V205H136ZM140 206H141V205H140ZM174 206H175V205H174ZM204 206H205V205H204ZM204 206H203V207H204ZM208 206H209V205H207V207H204V208L201 207V208H203V209L210 208V207L214 208L213 206H210V207H208ZM222 206H224V205H222ZM227 206H228V205H225V207H227ZM229 206H231V205H229ZM242 206H243V205H242ZM97 207H98V209H99V206H97ZM116 207H117V206H116ZM124 207H125V206H124ZM151 207H152V208H151ZM154 207H155V206H154ZM180 207H181V206H180ZM225 207H224L223 209H225ZM234 207H235V206H234ZM237 207H238V206H237ZM240 207H241V206H240ZM89 208H92V209H93L92 206L89 207ZM125 208H126V207H125ZM150 208L153 209V205L150 206ZM163 208H164V207H163ZM212 208H211V209H212ZM220 208L222 209V207H220ZM220 208H216V209H219V211H221ZM228 208L230 209V207H228ZM232 208H233V207H232ZM92 209H91V212L93 211ZM106 209H107V210H106ZM116 209H118V208H116ZM214 209H215V208H214ZM216 209H215V211H217ZM226 209H227V208H226ZM229 209H228V212H232V211L234 210V208H233L231 211H230ZM237 209H239V208H237ZM240 209H241V208H240ZM87 210H88V209H87ZM99 210H100V209H99ZM156 210H158V209H156ZM195 210H194V211H195ZM253 210H251V211H253ZM89 211H90V210H89ZM100 211H101V210H100ZM100 211H98V212H100ZM125 211H126V210H125ZM200 211H201V212H202V211L204 212L205 210H199V213H200ZM213 211H214V210L212 209V212H213ZM215 211H214V213H216ZM219 211H217V213L215 214L214 217L216 218V220H219V221L221 220L222 222H224L223 220H225V217H224V215H222V214H224V213H226V212L223 213V212L221 211V212H222V214H221ZM234 211L236 212L237 210H234ZM242 211H243V209H242ZM255 211H254V212H255ZM93 212H96L95 208H94V211H93ZM119 212H120V210H119ZM158 212H159V210H158ZM163 212H165V210H164ZM167 212H168V211H167ZM206 212H208V211H205L204 213H206ZM210 212H211V210L209 211V213H210ZM218 212H219V215H222L223 218H220V219H219V218L216 217V215L218 214ZM228 212H227V213H228ZM235 212H234V213L232 212L233 215H234V217H236L237 215H240L241 213H244V212H241V213H240V212L237 211L238 214H236ZM113 213H114V212H113ZM113 213H112V214H113ZM116 213H117V212H116ZM170 213H172V212H170ZM183 213H184V212H183ZM209 213H208V214H209ZM227 213L225 214V216L229 214V213H228V214H227ZM232 213H230V217L233 216V215H231ZM258 213H257V214H258ZM93 214H94V213H93ZM95 214H96V213H95ZM100 214H99V215H100ZM103 214H104V215H103ZM112 214H111V215H112ZM129 214H130V213H129ZM168 214H169V213H168ZM173 214H174V212H173ZM212 214H213V213H212ZM235 214H236V216H235ZM101 215H100V216H101ZM108 215H109V214H108ZM151 215H152V214H151ZM170 215H171V214H170ZM176 215H177V214H176ZM209 215L212 216L211 214H209ZM247 215H248V214H247ZM93 216H95V215H93ZM105 216H104V217H105ZM113 216L117 218V216H119V215L116 216V214H115V215H113ZM123 216H124V215H123ZM174 216H175V215H174ZM181 216H182V215H181ZM190 216H191V215H190ZM202 216H203V215H202ZM202 216H201V217H202ZM206 216H207V215H206ZM255 216H256V215H255ZM262 216H264V215H262ZM108 217H109V216H108ZM119 217H121V216H119ZM119 217H118V219H119ZM161 217H162V216H161ZM187 217H188V216H187ZM199 217H200V214H199ZM203 217H204V216H203ZM214 217L212 216L211 218H214ZM220 217H221V216H220ZM237 217H239V216H237ZM241 217H242V216H241ZM244 217H246V220H247V219L249 220V218H250V217L247 218L248 216H246V214L244 215ZM244 217H242V219H243ZM97 218H98V217H97ZM97 218H95V219H97ZM102 218H103V217H102ZM105 218H106V220H108L107 217H105ZM109 218H111V217H109ZM124 218H127V217H124ZM129 218H130V217H129ZM162 218H163V217H162ZM179 218H180V217H179ZM181 218H182V217H181ZM181 218H180V223H181V220H182ZM228 218H229V215H228ZM231 218H232V217H231ZM239 218H240V217H239ZM262 218H264V217H262ZM111 219L117 221V222H115V223H118V220H117V219H114L113 217H112ZM130 219H131V218H130ZM141 219H142V218H141ZM183 219H184V218H183ZM203 219H204V218H203ZM226 219H227V216H226ZM244 219H245V218H244ZM250 219H251V218H250ZM97 220H99V218H98ZM101 220H102V219H101ZM128 220H129V219H128ZM132 220H133V218L131 219V221H132ZM164 220H165V219H164ZM187 220H190V219H187ZM207 220H208V219H206V221H207ZM230 220H234V219H233V218H232V219H228L227 221H230ZM235 220L237 221L236 218H235ZM235 220H234L233 222L236 223ZM238 220H239V219H238ZM246 220H245V221H246ZM248 220H247V221H248ZM252 220H253V219H252ZM108 221H109V220H108ZM111 221H112V220H110L109 223H110ZM123 221H124V220H123ZM123 221L121 220L120 223L122 224ZM134 221H135V220H134ZM177 221H178V220H177ZM204 221H205V219H204ZM210 221H211V219H210ZM219 221H217V222H219ZM225 221H226V220H225ZM227 221H226V222H227ZM240 221H241V220H240ZM257 221H258V220H257ZM102 222H103V221H101V223H102ZM104 222H105V221H104ZM104 222H103V223H104ZM113 222H114V221H113ZM215 222H216V221H215ZM222 222H221V223H222ZM237 222H238V221H237ZM243 222H244V221L242 220L241 223H243ZM249 222H250V220H249ZM249 222H248V223H249ZM251 222H252V221H251ZM260 222H262V221H259V223H260ZM98 223H99V221H98ZM105 223H106V222H105ZM124 223H125V222H123V224H124ZM231 223H232V222H231ZM254 223H255V222H254ZM254 223H253V224H254ZM262 223H264V222H262ZM262 223H261V224H262ZM121 224H119V225H121ZM126 224H129V223H126ZM169 224H170V223H169ZM186 224H187V223H186ZM196 224H197V223H196ZM223 224H225V223H223ZM228 224H229V222H228ZM245 224H246V222H245ZM249 224H251V223H249ZM113 225H115V224H113ZM131 225H132V224H131ZM133 225H134V224H133ZM147 225H148V224H147ZM212 225H213V224H212ZM214 225L216 226V224H214ZM226 225H227V224H226ZM232 225H234V224H232ZM242 225H243V224H242ZM255 225H256V224H255ZM255 225H253L254 228H255ZM100 226H101V225H100ZM103 226H104V225H103ZM108 226H109V225H108ZM108 226H107V227H108ZM121 226H126V225H121ZM129 226H130V225H129ZM185 226H186V227H189L188 224L185 225ZM199 226H200V225H199V223H198V226H197V227H199ZM227 226H228V225H227ZM240 226H241V225H240ZM251 226H252V225H251ZM105 227H106V225H105ZM135 227H137V226H135ZM192 227H193V226L191 225V228H192ZM201 227H202V226H201ZM233 227H234V226H233ZM233 227H232V226L230 227V225H229V228H233ZM243 227H244V226H243ZM243 227H241V229H242ZM110 228H111V227H110ZM117 228H118V227H117ZM122 228H123V227H122ZM124 228H125V227H124ZM126 228H127V227H126ZM148 228H150V227H148ZM151 228H152V226H151ZM178 228H179V226H178ZM235 228H237V227H235ZM244 228H245V230H246L247 227L245 226ZM257 228H259V227L257 226ZM118 229H120V228H118ZM127 229H129V227H128ZM130 229H133V228L130 227ZM130 229H129V230H130ZM136 229H139V228L137 227ZM152 229H153V228H152ZM193 229H194V227H193ZM195 229H196V228H195ZM238 229H239V228H238ZM247 229H249V227H248ZM133 230H134V229H133ZM143 230H144V229H143ZM143 230L140 231V233H141V232L144 233V234H143V236H144V235H145V232H146L147 230H145V232H144ZM153 230H158V229L156 228V229H153ZM153 230H152V232H153ZM168 230H169V229H168ZM201 230H202V229H200V230H198V231H201ZM219 230H220V229H219ZM239 230H240V229H239ZM245 230H244V231H245ZM253 230H254V229H253ZM256 230H257V229H256ZM260 230H262V229H260ZM260 230L258 229V231H256L255 234L259 236L260 233H258V232H261ZM114 231H115V230H114ZM121 231H122V230H121ZM198 231H197V232H198ZM203 231H204V230H203ZM205 231H206V230H205ZM208 231H209V230H208ZM241 231H243V230H241ZM254 231H255V230H254ZM119 232H120V230H119ZM122 232H123V231H122ZM122 232H121V233H122ZM131 232H132V231H131ZM131 232H130V233H131ZM148 232H149V233H152V232H150V231H148ZM155 232H159V230H158V231H155ZM161 232H162V231H161ZM170 232H171V231H170ZM209 232H211V231H209ZM209 232H208V234H209ZM224 232H225V230H224ZM249 232H251V229H249ZM116 233H117V232H116ZM132 233H133V232H132ZM172 233H173V232H172ZM172 233H171V235H172ZM203 233H204V232H203ZM206 233H207V232H206ZM245 233H246V231H245ZM253 233H254V232H253ZM257 233H258V234H257ZM122 234H124V233H122ZM177 234H178V233H177ZM198 234H199V233H198ZM208 234H206V235L208 236ZM211 234H212V233H211ZM241 234H242V232H241ZM261 234H264V231H262ZM137 235L139 236L138 231H137ZM147 235H148V234H147ZM147 235H146V236H147ZM154 235H155V234H154ZM158 235H159V234H158ZM178 235H179V234H178ZM227 235H228V234H227ZM233 235H234V236L236 235L235 232L233 233ZM238 235H239V234H238ZM242 235L244 236V234H242ZM160 236H161V235H160ZM172 236H173V238H174V234H173ZM243 236H242V237H243ZM245 236H246V235H245ZM249 236H251V235L246 236V238L249 237ZM253 236H255V235H253ZM261 236H264V235H261ZM261 236H260V237H261ZM108 237H109V236H108ZM134 237H135V236H134ZM134 237H133V238H134ZM148 237H149V239H152V237H151L150 235H149ZM150 237H151V238H150ZM153 237H154V236H153ZM167 237H168V236H167ZM176 237H177V236H175V238H176ZM208 237H209V236H208ZM240 237H241V236H240ZM251 237H252V236H251ZM260 237H259V238L256 237V238H254V240H253V239H252V240H253L254 242H257V240L255 241V239L261 240ZM110 238H111V237H110ZM138 238H139V237H138ZM140 238H142V239L146 242V240L144 239V237H141V236H140ZM140 238H139V239H140ZM145 238H146V237H145ZM156 238H157V237H156ZM217 238H218V236H216V238H215V235H214V238H213V239H217ZM219 238H220V237H219ZM238 238H239V236H238ZM249 238H250V237H249ZM262 238H264V237H262ZM129 239H130V238H129ZM209 239H211V238H209ZM239 239H240V238H239ZM243 239H244L245 242H246V239H245V238H242L241 240H243ZM250 239H251V238H250ZM130 240H131V239H130ZM140 240H141V239H140ZM147 240H148V239H147ZM152 240H153V241H155V240L161 241V240H159V239H155V240L152 239ZM244 240L242 241L243 243H244ZM247 240H249V239L247 238ZM167 241H168V240H167ZM212 241H213V240H212ZM223 241H224V240H223ZM232 241H233V240H232ZM155 242H156V241H155ZM155 242H154V243H155ZM163 242H164V244H165L164 239H163ZM163 242H162V243H163ZM169 242H170V240H169ZM177 242H178V241H177ZM180 242H181V241H180ZM180 242H179V243H180ZM194 242H196V241H194ZM214 242H216V241H214ZM248 242H249V241H248ZM147 243H151V241H150V242H147ZM171 243H172V242H171ZM171 243H170V244H171ZM197 243H198V242H197ZM220 243H221V241H220ZM220 243H219V244H220ZM157 244H158V243H157ZM167 244H168V242H167ZM183 244H185V243H183ZM216 244H218V243H216ZM233 244H234V243H233ZM247 244H249V243H247ZM250 244H251V242H250ZM252 244H253V243H252ZM151 245H153V243H152ZM154 245H156V244H154ZM154 245H153V246H154ZM181 245H182V242H181ZM186 245H188V244H186ZM199 245H200V244H199ZM227 245H230V244H229V243L226 244L225 247H227ZM231 245H232V244H231ZM237 245H238V244H237ZM113 246H114V245H113ZM162 246H163V245H162ZM162 246H161V248H162ZM166 246L168 247V245H166ZM179 246H180V245H179ZM220 246H221V245H220ZM220 246H219V247H220ZM258 246H259V245H258ZM258 246H257V247H258ZM261 246H264V244H262ZM155 247H156V246H155ZM164 247H165V246H164ZM164 247H163V248H164ZM167 247H166V248H167ZM180 247H181V246H180ZM225 247H224V248H225ZM228 247L230 248L231 246H228ZM252 247L255 248L254 246H252ZM149 248H150V247H149ZM168 248H169V247H168ZM170 248H171V247H170ZM183 248H184V247H183ZM229 248H227V249L230 250ZM232 248H233V247H232ZM234 248H235V247H234ZM240 248H242V247H240ZM240 248H238V249H240ZM248 248H249V247H248ZM242 249H243V248H242ZM242 249H240V250H242ZM255 249H256V251H257V248H255ZM165 250H166V249H165ZM205 250H206V249H205ZM225 250H226V248H225ZM236 250H237V249H235V251H236ZM240 250H237V251L240 252ZM245 250H246V248H244V252H245ZM259 250H260V249H259ZM261 250H262V249H261ZM163 251H164V249H163ZM167 251H168V250H167ZM121 252H122V249H121ZM164 252H165V251H164ZM232 252H233V250L231 251V255H232ZM160 253H162V252H160ZM176 253H178V252H176ZM228 253H229V252H228ZM247 253H248V252H247ZM250 253H251V252H250ZM259 253H260V251H259ZM259 253H258V254H259ZM167 254L169 255L168 252H167ZM167 254H164V255H167ZM170 254H172V253H170ZM233 254H235V253H233ZM240 254H241V253H240ZM261 254L264 255V253H261ZM157 255H158V254H157ZM225 255H226V254H225ZM236 255H237V257H239L238 254H236ZM242 255H243V254H242ZM249 255H250V254H249ZM252 255H253V254H252ZM160 256H161V255H160ZM171 256H174V255L172 254ZM227 256H228V255H227ZM253 256H254V255H253ZM253 256H252V257H253ZM255 256H256V255H255ZM157 257H158V260H159V259L163 258L164 256H163V257H159V255H158ZM176 257H178V256H176ZM230 257H231V256H230ZM235 257H236V256H235ZM250 257H251V256H250ZM252 257H251V258H252ZM180 258H181V257H180ZM246 258H247V257H246ZM248 258H249V257H248ZM175 259H176V258H175ZM233 259H234V258H233ZM237 259L239 260V258H237ZM243 259H245V257H244ZM252 259H257L258 263H259V264L261 263V262H259V259L257 258V256H256V258H252ZM154 260H155V259H154ZM177 260H178V258H177ZM180 260H183V259H180ZM186 260H187V259H186ZM190 260H191V259H190ZM245 260H246V259H245ZM260 260L262 261V260H264V259H260ZM250 261L252 262V260H250ZM250 261H249V262H250ZM253 261H254V260H253ZM255 261H256V260H255ZM157 262H158V261H157ZM164 262H165V261H164ZM179 262H180V261H179ZM247 262H248V261H247ZM247 262H246V264L249 263V262H248V263H247ZM262 262H264V261H262ZM172 263H173V261H172ZM174 263H175V262H174ZM227 263H228V262H227ZM234 263H236V262L234 261ZM237 263H238V262H237ZM240 263L243 264L242 259H241V256H240ZM240 263H238V264H240ZM253 263H254V262H253ZM253 263H252V264H253ZM258 263H257V264H258ZM250 264H251V263H250ZM255 264H256V263H255ZM261 264H264V263H261Z\"/></svg>","mask_w":264,"mask_h":264},{"label":"crops","instance_id":"3","mask_svg":"<svg viewBox=\"0 0 264 264\" xmlns=\"http://www.w3.org/2000/svg\"><path fill=\"white\" fill-rule=\"evenodd\" d=\"M103 14L102 9L99 8L94 12L93 16L95 18H97V16L101 18L106 15ZM111 24L112 23L108 24V27H111ZM32 45H28L29 48L24 50L23 55L16 53L14 58L17 59L15 60H12L13 56L10 48H0V82L5 83V85H2L3 89H12L13 87H18L23 82H27L32 77L33 72L39 71L42 64H47V55L41 52L42 43L37 42L32 43ZM34 52L35 54H33ZM31 54H33V57ZM19 59L20 61H18Z\"/></svg>","mask_w":264,"mask_h":264}]
</instances>
